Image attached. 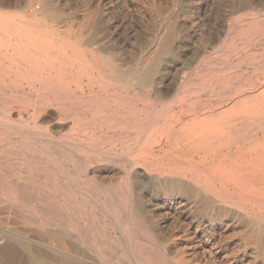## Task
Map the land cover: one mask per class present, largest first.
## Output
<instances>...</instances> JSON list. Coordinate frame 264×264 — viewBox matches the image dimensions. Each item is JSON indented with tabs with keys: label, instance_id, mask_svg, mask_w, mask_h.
Wrapping results in <instances>:
<instances>
[{
	"label": "rangeland",
	"instance_id": "obj_1",
	"mask_svg": "<svg viewBox=\"0 0 264 264\" xmlns=\"http://www.w3.org/2000/svg\"><path fill=\"white\" fill-rule=\"evenodd\" d=\"M29 1H30V4H28ZM32 1H33V4L35 3L34 7L41 4V3L42 4L46 3V5L51 10L50 11L48 9V12L53 15V16L51 15V17H50L51 19L47 18L46 20H44L45 23L42 22L39 25H35V24L27 23L25 20H23V18L21 16L24 13V11L23 10L20 11V8H14V7L7 6L4 8V10H2V24H3L2 29L4 31V35H2V38L0 41V48H1V50H0V57H1L0 58V91H1L0 92V117H2V115H3L2 112L5 111L7 108L15 107L18 104L17 101L14 103H12V101H6L11 96H14L15 93L17 96H20L21 98L22 97H29V96L37 97V96H41V95H51V96H61V97L64 96L63 99L67 103L66 105L68 108H69V105L71 104L72 100L74 99L72 96H74V97H82L83 95H92V96L91 97L86 96V97L79 99L81 101V103L83 102L82 106L85 107V110L83 109V112H85L84 114H85L86 120H87L85 122V124L82 125L81 128L74 129L73 126L71 125V123H69L70 121H62V122H59L58 120L52 121V125L54 127L53 132L56 136H63L64 134H65V136L68 134H69L68 136H71V135L76 134V136L78 138H80V140H81L79 144H81V142L83 141L85 144H83V143L82 144L85 145V147L82 144H81L82 146L77 144L76 145L77 148L75 149V146H73V144H72L70 146L68 145V147H66V149L64 148L65 150H63V148H59L58 145H56L57 143L51 144L52 146L47 144V142H43L44 144L42 142H38L36 144L35 143H33V144L27 143V144H29V146H28L27 144H20V143L19 144L18 143L12 144V143H6V142H2V144H1V142H0V145H1L0 146V167H1L0 168V180H1L0 184L1 183L3 184V185L2 184L0 185V188H1L0 189V195L1 194L3 195V196L1 195L2 197L0 196V213H1V215H0V217H1L0 221L1 222L0 223H3L2 227L4 229L6 228L10 233L13 232L11 234L12 235L11 237L13 238V240L15 239L14 242L16 243V246L18 247L17 251L22 252V254L18 252V255H20L19 256L20 258H18V263L16 262L15 264H27V262H26L27 261V252L25 251V248H23L27 244V242L24 240H26V238H25L26 234H32V233L34 234V238L37 239V241L39 240V242H41V243H47L50 240L54 241L55 238L54 237L52 238L51 234L53 235L54 233L55 234L62 233L63 235H65L73 243V245H75V248L77 250H79L78 252H80V257L82 258L79 261L73 257H70L68 260L72 261L73 264H83L87 260L88 261L85 262L86 264H92V263H94V264H104V263L108 264L107 262H108V258H109L110 247H112L113 250L115 249L114 251H112V252H115V254H116V255L114 254V256L116 257L115 262L117 260V261H119L118 263H120V264H131V263L132 264H135V263L136 264H151V262H152V264H155V263L156 264H160V263L161 264H215V263L216 264H220V263L221 264H264V253L262 252L264 250V248H263L264 247V227H263L264 226V215H261V214H264V206H263L264 203H262L260 206L255 207V208H253L252 206H249V205L248 206L247 205L242 206V201H244V198L241 197L237 193H236L237 195L232 194V195H227V197H225V199H226L225 201H227L228 203L225 201H218L219 204L223 203L222 205L218 206V209H217V207L216 208L204 207V206L198 207V206H195L191 203L180 202L178 200H179V197H181V195L179 194L181 192L177 191V189L175 187L173 189V186H170V182H172L173 181L172 179L174 178V176H176L175 174H171V173L168 174V172H164L160 168L161 166L156 164V163H155V165H152L150 167V170L143 167L142 164H141V166L136 165V166H131V167L129 165L130 161L136 157V153L138 154L139 145L141 146L144 141L146 143V140L148 139L149 134L153 133L151 131H154L158 124H160V125L166 124L168 126L169 130H171V129L176 130L177 129V131H179V130H183V128H188L187 125L185 124L186 121H184V119H185L184 117H182V120L180 122L169 121L170 119H172L174 117V114H176V110L179 111V104H177V103L179 101L180 95L182 93V90L184 89L185 84H191V86H192L191 90L194 91L193 93H196L195 95H193L191 97L192 100L193 99L196 100L198 97V100H200L202 103L206 104L205 107H208L207 109L204 107L205 110L211 109L212 106L214 107L211 109V111H215V113H214L215 115L211 117V118H213L211 120L212 126L223 127L225 125L223 123L225 120L233 118L231 120V122L234 124V126L237 128L243 129V131H242L243 137L240 138L241 140L239 139L238 141H236L237 144H234L232 146L233 149H231V152L222 151L221 152L222 154L219 153L216 156L211 155V160H208V161H211L209 164L212 167L211 169L215 170V166L218 167L216 164H218L219 162H217V161H221L220 166H222L224 164H229L231 162L230 159L235 158V154H232V153L236 151L238 146L242 145V144L244 145V143L248 144L249 141H251V139L253 138V136L251 135L253 133L252 128L254 131L257 129V131H255V133L258 134L259 137H260V135H262V133H264V129H263L264 127L262 126V124H264V122H263V120H264V105H262V104H264V33H263V31H264L263 30L264 29V9H263L264 8V0H245V1L241 0L244 3H242L240 0H239L240 2H238V0H106V1L105 0H91V1L90 0H27V1L21 0V7L22 6L24 7L25 5L26 6L31 5ZM62 2H63V4H62ZM59 3H61V4H59ZM94 3H96V5H94ZM97 4H98V6H97ZM119 4H121V5H119ZM117 5H118V8H117ZM129 5H130V7H129ZM243 5H244V7H243ZM56 6H58V7H56ZM125 6H126V8H125ZM52 7H54V8H52ZM121 7H122V9H121ZM233 7L234 8L236 7L237 10L234 9ZM254 8L256 9V11H254L255 10ZM261 8H262V10H261ZM33 9L34 8H31L30 9L31 12L30 11L29 12L34 13ZM95 9H96V11H95ZM128 11H130V12H128ZM259 11H261L263 14L259 13ZM15 12H17V14ZM238 12L240 13L239 15H238ZM72 13H74V14H72ZM242 13H244L245 15ZM256 14H258V15H256ZM59 15L62 17H60ZM182 16H183V18H182ZM236 16H239V18ZM242 16H245L246 18L245 17L240 18ZM250 16H252V18H249ZM253 16H255V17H253ZM108 17H109V19H108ZM55 18L57 19V21ZM141 18H142V20H141ZM129 19H131V20H129ZM232 19L235 20L234 23L232 22L233 21ZM169 22L171 23L170 25H169ZM249 22H251V23H249ZM12 23H18L22 28H25L26 31L24 34H26V36L29 34L27 37L31 40V43H27L26 45L22 46L21 49H19L20 50L19 55L17 56L16 59L11 58L10 54H12V49L8 45V41H7L8 40L7 35H9L10 33L13 32V30L10 29ZM56 23H57V25H56ZM167 23H168V25H167ZM252 23H254L255 25ZM146 24H147V26H146ZM189 24L190 25L192 24V25L189 26ZM227 24H229L228 25L229 27L227 26ZM246 24H248L249 26ZM85 25H86V27H85ZM235 25H237V26H235ZM241 25L242 26L245 25V27L243 26L244 27L243 28ZM257 25H258V27H257ZM188 26H189V29H188ZM129 27L131 30H129ZM247 28H250V29L247 30ZM227 29H229V31H227ZM237 29H239V30H237ZM245 29H246V31H245ZM111 30H112L113 34H112ZM124 30H125V32H124ZM27 31H29L28 34H27ZM166 31H167V35H166ZM177 31H178V33L176 34ZM182 31H184L185 33ZM197 31H199V32L201 31V32L199 33ZM205 31H207V32H205ZM260 32H261V37L259 34ZM120 33H121V35H120ZM232 33L233 34L236 33L235 37ZM230 34H231V36H230ZM258 34H259V38H258ZM163 35H165V36H163ZM255 35H257V36H255ZM111 36H113V37H111ZM226 36H227V38H226ZM132 37H133V39H132ZM134 37H136V38H134ZM142 37H143V39H142ZM248 37H250V38H248ZM167 38L169 40L170 50H169V52L168 51L164 52V51H162L163 50L162 45L164 43H166V41L164 42L163 39L166 40ZM240 38H242L241 41L239 40ZM247 38L249 40L250 39L251 40L249 41ZM183 39H184V41H183ZM258 39H259V43H257ZM91 41H92V43H91ZM121 41H122V43H121ZM150 41L151 42L153 41V42L150 43ZM194 41H196V42H194ZM231 41H235V42L238 41V42L235 44V42H231ZM246 41H248V42H246ZM26 42L27 41H25V43ZM106 43L110 48L107 47V45H105ZM224 43H226V44L224 45ZM253 43L254 44L257 43V44L254 45ZM175 44H176V46H175ZM218 44H219V46H218ZM104 45L107 47V50L105 47H103ZM252 45H254V46L252 47ZM111 46H113V47H111ZM190 46H193V47H190ZM221 46H223V47H221ZM233 46H236L237 48H239V47H241V48H239L237 50V48H235ZM247 46H250V47H247ZM174 47H175V49H174ZM204 47H206L205 50H204ZM245 47H247V48H245ZM153 48H154V50H153ZM176 48H178V49H176ZM242 48H244V50ZM140 49H141V51H140ZM229 49L230 50L232 49V50L230 51ZM151 51H152V53H151ZM161 51H162V53H161ZM173 51L175 53H173ZM209 51H211V52H209ZM199 52H200V54H199ZM228 52L230 54L232 52V54H231L232 57ZM234 52H235V54H234ZM86 53H87V55H86ZM206 54L208 55L207 57H206ZM99 55H100V57H99ZM169 55H171V56H169ZM203 56H205L206 58ZM107 57L110 60V62L107 59ZM144 57H146L147 59ZM176 57L178 60L176 59ZM186 57H188V58H186ZM190 57H191V59H190ZM200 57H203L204 59H202V58L200 59ZM69 58H70V60H69ZM198 58L201 61L198 60ZM237 58H239V59H237ZM102 59H103V61H102ZM241 59H243V60H241ZM105 60L107 61V63ZM133 60H134V62H133ZM229 61H231V62H229ZM156 62H157V64H156ZM174 62H175V64H174ZM122 63H124L125 65L124 64L122 65ZM131 63L133 64V66ZM163 63H164V65H163ZM176 64L180 67H178ZM194 64H196L195 65L196 67L194 66ZM97 65L103 66V69H100L99 73L96 72L97 76L102 77L103 82H101L102 84L101 83H92L91 84V83H89V81H90V79H89L90 78V70H91L92 66H97ZM145 65L153 67L154 73H156V72H158V73H156V74L153 73V76H152L153 82L151 81L152 85L150 84L149 86H147L145 88V92L147 94L146 95L147 99L144 100L139 94H137L138 90H132V88H134L136 86V82H137L136 79H133V77L135 78V74L137 72H139L138 70H140ZM113 66H118L119 68H121L122 71L126 75L123 77V76H117L116 74H114L112 72V69H111ZM172 66H174V67H172ZM129 67L131 68L130 70L127 69ZM192 67L193 68L195 67V70H193ZM158 69H160V70H158ZM180 69H181V71H180ZM190 70H191V74L187 73ZM161 71H162V73L163 72L164 73L162 74ZM179 71H180V73H179ZM219 71L221 73H219ZM226 71H227V73H226ZM158 74H159V76H158ZM180 75H181V77H180ZM211 75H213V76H211ZM187 76H188V78H187L188 80L185 78ZM215 76H216V78H215ZM232 76H233V78H231ZM44 79L49 80V82L48 83L42 82V80H44ZM184 80L185 81L187 80V81L185 82ZM220 80H222L224 84ZM230 80L231 81L233 80V81L230 82ZM80 81L83 82L82 85H80L81 84ZM210 81H212L213 83ZM225 81H226V83L227 82H229V83L225 84ZM126 82L132 83V87L130 86L131 88L128 90H126L124 88V85ZM240 82H241V84H240ZM219 83H220V85H219ZM235 83H236V85H235ZM253 83H254V85H253ZM222 84H223V86H222ZM181 85H182V87H181ZM97 86H98V88H97ZM117 86H119V87H117ZM232 86H233V88H232ZM237 86H239V87H237ZM45 87H52L53 90H49L48 88H45ZM168 87H169V89H168ZM234 87H236V88L234 89ZM175 88L176 89L178 88L179 90H181V92L177 93L176 92L177 90ZM209 88H210V91H209ZM120 90H121V92H120ZM173 90H174L175 94L173 93ZM170 92H172V93H170ZM163 93H165V94L163 95ZM228 93H229V95H228ZM121 94L123 96H121ZM166 94H167V96H166ZM218 94H220V97ZM22 95H24V96H22ZM170 95L171 96L173 95V97H170ZM221 96H223L224 99H222L223 97H221ZM70 97H72V98H70ZM212 97H213V99H212ZM128 99H130V100H128ZM234 99H235V101H234ZM140 100H142V101H140ZM173 100H175V101H173ZM144 101H146V102L149 101V106H150V107H148V114L145 115L147 118L148 117L151 118L150 116L153 115L152 116L153 118H151L153 120L154 115L156 116V114L160 115L162 113L164 119L162 118L163 121L161 119V121H159L158 124L156 122L154 123L153 121H152V123L150 122L151 125H150V123H149V125L151 127H149L147 129V132H145L146 133L145 138L138 145V139L140 137L136 138V135L138 137V133H136L137 129H135L136 119H130L129 116H131L133 114H137L136 113V112H138L137 109H139L140 107H143ZM170 101L172 102V105H171ZM227 101H228V103H227ZM24 103H27V102L24 100L22 102V104H24ZM163 103L165 106L162 105ZM121 104H123L122 105L123 107L121 106ZM153 104H155V105H153ZM210 104H212V105H210ZM2 107H4V108H2ZM53 108L56 109V107H53ZM131 109H132V111H131ZM155 109H158V111ZM1 110H3V111H1ZM135 110H136V112H135ZM153 111H155V112H153ZM156 111H157V113H156ZM167 111H168V113H167ZM95 112L99 116L98 121H92V119H91L92 115ZM124 113H125V115H124ZM260 115H261V117H260ZM100 116H102V117H100ZM125 116H127V117H125ZM216 116L220 117V118H217ZM234 116H237L240 118L234 120ZM244 116H245V118H244ZM243 118H244L245 123L243 122ZM127 119H129V121H127ZM241 119H242V122H241ZM218 120H220V121H218ZM167 121H168V123H167ZM122 122L124 123V125L121 124ZM212 122H214V124ZM248 122H250V123H248ZM66 123H67V125H66ZM131 123H133V124H131ZM171 123H173V125ZM128 124H129V126H128ZM177 124L179 126H177ZM65 125H66V127H65ZM104 127H107V128H104ZM175 127H176V129H175ZM114 128H119V129H117V131H116V129H114ZM133 128L135 129V131H131V130H134ZM248 129H249V131H248L249 133L247 132ZM245 131H246V133H245ZM251 131H252V133H251ZM121 132H123V133H121ZM2 133H5V130L0 129V134H2ZM62 133H63V135H62ZM106 133H107V137H106ZM99 135L102 137H99ZM131 135H132V137H131ZM100 138H102V139H100ZM130 141H132V143ZM150 142L152 143V141H149V143ZM39 144L40 145L42 144L41 146H44V147H41ZM133 144H134V146H133ZM8 145H9V147H8ZM55 145H56V147H55ZM110 146L114 147V148H111ZM57 147H58V149H57ZM72 147H74L73 149L76 150V153H75V150H72ZM87 147H89V148H87ZM93 147L95 148V150ZM130 147H132V148H130ZM47 148H48V150H47ZM78 148H79V150H82L86 153V157H85V154H83V156H81L82 153H80ZM100 148H102L104 151L109 152L108 157H107L108 159L106 157L99 156V154H98L99 150L98 149H100ZM55 149L58 150L59 152L61 150V152L59 154V159H53L50 156V154H51L50 151H53ZM21 150H23V151H21ZM114 150H115V152L117 151V153L122 152L123 154L121 153L122 154L121 155L119 153V155H117L119 157H117L116 155H112V153L110 154V152H113ZM129 150H132V151H129ZM233 150H235V151H233ZM24 151H26V152H24ZM64 151H65V153H64ZM67 152H71L72 154L74 153L73 155L75 157V160H71V158L69 156L66 157V155L64 156L62 154V153L67 154ZM131 152H132V154H131ZM226 153H228V154L230 153V155L228 156V154L226 155ZM224 154L226 155V157L228 156L227 159H226ZM12 155H13V157H12ZM29 155H31V156H29ZM9 156H11L12 158L11 157L8 158ZM61 156H63L64 158H62ZM76 156H77V158H76ZM114 156H115V158H113ZM217 156L218 157L220 156L221 158L220 157L218 158ZM103 158H105V159H103ZM125 158H126V160H125ZM81 159H83V160H81ZM116 159H117V161H120V162L116 163ZM150 160H145V163H146V161H147V163H148V161L150 163ZM38 161L40 162V165H39ZM62 161H64V163ZM67 161H70V162H67ZM222 161L224 162V164ZM43 162H44V165H43ZM225 162H227V163H225ZM3 163H6V165ZM48 163H50V164H48ZM211 163L212 164L215 163V166L212 165ZM125 165L128 167H126ZM8 166H10V167L12 166V167L8 168ZM118 166L120 168H118ZM45 167L48 169H46ZM66 167H68V168H66ZM12 168H13V170H12ZM35 168H36V171H34ZM54 168H55V170H54ZM29 169H30V171H29ZM139 169H141L143 171L145 170V171L142 172ZM21 170L23 173L21 172ZM78 171H80L81 174ZM151 171H153V172H151ZM211 171H213V170H211ZM28 172L29 173L31 172V175L27 174ZM57 172L60 175L57 174ZM102 172H103V174H102ZM126 172L129 174V177H128V174ZM203 172L205 175L206 174L209 175L208 170H203ZM160 173L161 174L163 173V176L161 175L160 177H158V174H160ZM189 173H188V176H191L192 172L189 171ZM2 174H5V175H2ZM164 174H166V175H164ZM193 174L195 177L197 176V174L195 175V172H193ZM7 175H8V177H7ZM68 175H70V176H68ZM125 175L127 177H125ZM62 176L67 177V178H62ZM21 177L23 178V181H22ZM43 177H45L46 179ZM57 177H60V178H58L59 180L57 179ZM157 177H158V179H157ZM83 178H85V179H83ZM194 178L192 180L193 183H191V184L195 188H199L200 191L203 192L202 194H204V193L209 194V192H207L208 188L207 189L204 188L205 187L204 184L201 186V182L198 180L197 177H196L197 179L196 178L195 179L197 181H199V183L196 182ZM14 179H16V184L21 185V188L24 186L23 187L24 189L22 188L24 192L26 191L28 193H31L34 190L32 192L33 195L32 194L31 195L33 196L32 198L35 199L34 200L35 202H33V199L29 203H27L24 200L22 201V199L19 197V195L13 189H11L8 186L7 183L10 180H11L10 181L11 183H12V181H13V183H15ZM19 179H21V180H19ZM55 179H56V181H55ZM52 180H54V181H52ZM67 180H69L70 183ZM88 180H89V182H87ZM93 180H96V181H93ZM139 180H141V181H139ZM21 181H22L23 185L20 184ZM115 181H116V184H115ZM128 181H129V184H128ZM71 183L74 186H72ZM102 183H104V184H102ZM120 183H122L123 186ZM163 183L165 185H163ZM30 184L33 185V187H30ZM61 184H63V185H61ZM118 184H120V186H118ZM126 184H127V186L129 185L128 189H127ZM124 185L126 188L124 187ZM1 186H4V187H1ZM164 186H166V187H164ZM45 187H47V188H45ZM65 187L67 190L65 189ZM77 187H78V189H77ZM73 188H75V189H73ZM94 188H96V190ZM121 188H122V190H121ZM146 188H147V190H146ZM85 189H87V190H85ZM97 189H98V191H101V192H98ZM45 190H46V192H45ZM54 191L57 194H55ZM90 191H91V193H90ZM122 191L123 192L125 191V192L123 193ZM166 191H167V193H166ZM49 192H51V194ZM84 192H85V194H84ZM96 192H98L99 194H97ZM174 192H175V194H174ZM42 193H45V195ZM125 193H126V195H125ZM145 193H147V195ZM177 193H178V195H177ZM90 194H91V196H90ZM12 195H13V197H12ZM17 195L19 198H17ZM37 195L41 196V197H37ZM93 195L97 196L96 199H95V196H93ZM116 195L118 196V198ZM263 195H264V189L261 190L260 196L257 197L256 199L258 200L260 198L258 201L260 202V200H261V202H264L263 201L264 200ZM45 196H47V198ZM4 197L5 198L8 197V199H4ZM62 197H64V199ZM88 197H90V198H88ZM124 197H125V199H124ZM145 197L147 200L145 199ZM237 197L239 198V200L241 199V201L237 200L238 199ZM37 198H39V199L37 200ZM59 199H60V201H59ZM6 200L7 201L9 200V201L7 202ZM102 200H104V201H102ZM129 200L131 201L130 204L127 203V202H129ZM175 200H176V202H175ZM47 201L49 204L47 203ZM151 201H152V203H151ZM10 202H12V203H10ZM41 202H43L44 204ZM101 202H102V204H100ZM112 202H113V204H112ZM160 202H162V203L160 204ZM104 203H105V205H104ZM106 203H108V204H106ZM139 203H140V205H139ZM53 204H54V206H53ZM90 204H91V206H88ZM99 204H100V206H99ZM187 204H188V206H187ZM6 205H8V206L6 207ZM38 205H39V207H38ZM60 205H62V206H60ZM132 205H134L133 209H132V207H133ZM12 206L14 209H11ZM19 207H21L20 210H19ZM127 207H128V212L126 209ZM138 207H140V208H138ZM191 207H192V209H191ZM41 208L43 209V211ZM61 208H63V209H61ZM135 208L137 210H135ZM15 209H17L18 211L16 210V212H15ZM23 209L25 210V212ZM160 209H161V211H160ZM1 210H2V212H1ZM35 210L36 211L38 210V211L36 212ZM66 210H67L68 214L66 213ZM104 210H106L105 212L108 215L107 214L105 215ZM208 210H210V211H208ZM253 210H256V211L253 212ZM5 211H6V213H5ZM45 211H47V212H45ZM141 211H142V213H141ZM153 211H154V213H153ZM8 212H9V214H8ZM76 212H78V213H76ZM112 212L113 213L115 212L114 215ZM158 212H159V215H158ZM186 212H188V213H186ZM43 213H45V214H43ZM74 213H75V215H74ZM89 213H91V214H89ZM92 214L94 216H96V218ZM96 214H98V215H96ZM115 214H116L117 218L115 217ZM135 214H136V216H135ZM171 214H172V216H171ZM220 214L224 215V216H221ZM251 214H252L253 218L250 217ZM30 215H32V216H30ZM109 215H111V217H109ZM127 215L129 217H127ZM234 215H236V216H234ZM76 216H77V218H76ZM97 216H99V218ZM106 216H108L109 218H107ZM113 216H114V219H113ZM156 216H158V218ZM231 216H234V217H231ZM12 217L14 219L16 218L15 219L16 221H14V219ZM80 217H82V218H80ZM86 217H87V219H86ZM133 217H134V219H133ZM142 217H143V219H142L143 221L141 220ZM163 217H164V219H163ZM216 217H218V218H216ZM230 217H231V219H230ZM6 218H7V220H6ZM10 218H11V221H10L11 223L8 222L10 220ZM97 218H98V220H97ZM127 218L128 219L130 218L129 219L130 222L127 221L128 220ZM135 218L136 219L138 218L137 219L138 221L137 220L135 221ZM190 218H191V221H190ZM46 220H48V221L46 222ZM78 220H80V221H78ZM91 220H93V221H91ZM114 220L116 221L115 223L113 222ZM3 221L6 223H4ZM18 221H19V223H18ZM83 221H84V223H83ZM123 221H127V222H123ZM195 221H199V223L195 222ZM72 222H73V224H72ZM134 222L136 225L134 224ZM140 222H141V224H140ZM208 222H210V223H208ZM233 222L235 223V225H233L234 224ZM82 223L84 225H82ZM109 223L112 225H110ZM113 223H114V226H116V227L113 226ZM129 223L132 225L134 224L135 226L134 225L133 226L128 225ZM239 223H241V224H239ZM38 224H39V226H38ZM44 224H45V227H44ZM256 224H257V226H256ZM100 225H102V226H100ZM122 225H124V226H122ZM139 225H142L143 228H141L142 226H139ZM96 226H98L99 228ZM111 226H113V228ZM132 227H133V229H132ZM257 227L259 228V230ZM49 228H51V229L48 230ZM86 228H87V230H86ZM135 228L137 229V231ZM192 228H194L196 230H194ZM256 228H257V230H255ZM80 229L82 231H80ZM145 229H146V231H145ZM17 230H19V231H17ZM24 230H28V231H24ZM52 230H54V231H52ZM57 230H59V231H57ZM100 230L102 231V233L100 232ZM104 230L106 233L104 232ZM36 231L38 234L34 233ZM38 231H40V232H38ZM55 231H57V232H55ZM93 231H95V232H93ZM84 232L86 234H84ZM114 232L116 234H118V233H121V234L123 233V234H122V236L119 234L116 235ZM152 232H153V234H152ZM247 232H249V233H247ZM19 233L20 234L22 233L25 235L21 234L22 236H20ZM48 233H49V235H48ZM70 233L73 237L70 235ZM145 233L147 234L148 237L146 236ZM148 233H150V234L148 235ZM131 234L133 235L132 238H130L132 236ZM68 235H70V236H68ZM124 235H126V236H124ZM144 235H145V237H143ZM150 235H151V237H150ZM45 236H47V238ZM116 236H118V237H116ZM122 237H124V238H122ZM149 237L151 239H149ZM80 238H82V239H80ZM113 238L115 241H113ZM138 238H139V240H138ZM21 241L24 243H22ZM150 241H152V242H150ZM54 242H56V241H54ZM78 242H81L82 244L78 243ZM135 242L138 243V245ZM87 243H88V245H87ZM116 243H118V244H116ZM215 243H217V244L215 245ZM90 244L92 246H89ZM104 244H105V247L108 246L107 249L104 247ZM97 245H99V246L97 247ZM114 245H115V247H113ZM225 245H226V247H225ZM87 246H89V247H87ZM118 246H120V247L123 246V249H120V247H118ZM131 247H133V248H131ZM37 248L39 250H41L42 252L47 253L46 255L51 254V255H49L51 258L57 259L58 257H62L59 253L54 254V253H51L45 249H42L43 246L42 247L37 246ZM93 248L96 250H93ZM159 248L162 250L161 252H160ZM128 249H129V251H128ZM132 249L134 252L132 251ZM139 249L142 251H140ZM146 249H148L149 251ZM121 250H123V251H121ZM164 250L166 252V255H165ZM212 250H213V252H212ZM97 251H98V253H97ZM103 251H105V252H103ZM259 251H261V252H259ZM24 252H25V254H24ZM100 252H101V254H100ZM116 252L117 253L119 252L120 255L118 256V254ZM129 252H131V253L129 254ZM211 252H212V254H211ZM104 253L105 254L107 253V254L105 255ZM162 253H163V257H162ZM82 255H84L86 257H84ZM101 255H102V257H101ZM139 255L140 256L142 255L143 257L142 256L140 257ZM126 256H127V258L129 257L131 259H129V258H128V260L125 259ZM164 256H167L168 258L164 257ZM154 257H156V258H154ZM158 257H160V258H158ZM93 258H94V260H92ZM102 258H104V259H102ZM121 258H123V259H121ZM219 258H220V260H219ZM147 259L150 263L146 261ZM153 259H154V261H156V260L157 261L154 262ZM73 260L76 262H74ZM129 260H130V263H129ZM145 261H146V263H145ZM214 261H215V263H214Z\"/></svg>",
	"mask_w": 264,
	"mask_h": 264
},
{
	"label": "bare ground",
	"instance_id": "obj_2",
	"mask_svg": "<svg viewBox=\"0 0 264 264\" xmlns=\"http://www.w3.org/2000/svg\"><path fill=\"white\" fill-rule=\"evenodd\" d=\"M27 1V0H26ZM91 1V0H90ZM106 1V0H105ZM241 1V0H240ZM239 0H238V2H240ZM245 1V0H244ZM42 2V1H41ZM40 2V3H41ZM89 2V1H88ZM99 2V1H98ZM109 2V1H108ZM234 2V1H233ZM242 2V1H241ZM37 3V2H36ZM39 3V2H38ZM50 3V2H49ZM53 3V2H52ZM55 3V2H54ZM103 3V2H102ZM112 3V2H111ZM242 3H244V2H242ZM251 3V2H250ZM249 3V4H250ZM254 3V2H253ZM252 3V4H253ZM27 4V3H26ZM28 4H30V1H29V3ZM35 4V3H34ZM34 4H33V1H32V4L31 5H25L24 7L22 6L21 7V0H0V41H1V38H2V35H4V31H3V24H2V10H4V8L5 7H7V6H9V7H14V8H20V11L21 10H23L24 11V13L22 14V18H23V20H25L27 23H31V24H35V25H39L40 23H42V22H44L45 23V21L44 20H46L47 18L49 19L50 17H51V13H49L48 12V9H49V7L46 5V3L44 4H39V5H37V6H35L34 7ZM59 4H61V3H59ZM58 4V5H59ZM62 4H63V2H62ZM90 4V3H89ZM94 5H96V3H94ZM93 5V6H94ZM119 5H121V4H119ZM123 5V4H122ZM239 5V4H238ZM247 5V4H246ZM97 6H98V4H97ZM254 6V5H253ZM56 7H58V6H56ZM112 7V6H111ZM129 7H130V5H129ZM243 7H244V5H243ZM251 7V6H250ZM249 7V8H250ZM258 7V6H257ZM31 8H34L33 10H34V13L32 12V13H30L31 11H30V9ZM38 8V9H37ZM52 8H54V7H52ZM103 8V7H102ZM117 8H118V5H117ZM120 8V7H119ZM125 8H126V6H125ZM234 8V7H233ZM248 8V7H247ZM87 9V8H86ZM121 9H122V7H121ZM234 9H236V7L234 8ZM255 9V8H254ZM264 9V8H263ZM50 10V9H49ZM111 10V9H110ZM237 10V9H236ZM241 10V9H240ZM252 10V9H251ZM261 10H262V8H261ZM30 11V12H29ZM51 11V10H50ZM64 11V10H63ZM68 11V10H67ZM95 11H96V9H95ZM100 11V10H99ZM253 11V10H252ZM254 11H256V9L254 10ZM258 11V10H257ZM128 12H130V11H128ZM236 12V11H235ZM242 12V11H241ZM246 12V11H245ZM248 12V11H247ZM16 14H17V12H15ZM60 13V12H59ZM58 13V14H59ZM62 13V12H61ZM71 13V12H70ZM117 13V12H116ZM119 13V12H118ZM256 13V12H255ZM259 13H261V14H263L261 11H259ZM72 14H74V13H72ZM112 14V13H111ZM129 14V13H128ZM157 14V13H156ZM240 13L238 12V15H239ZM242 14H244V13H242ZM40 15V16H39ZM90 15V14H89ZM100 15V14H99ZM245 15V14H244ZM256 15H258V14H256ZM255 15V16H256ZM53 16V15H52ZM60 16V15H59ZM69 16V15H68ZM79 16V15H78ZM106 16V15H105ZM255 16H253V17H255ZM60 17H62V16H60ZM81 17V16H80ZM110 17V16H109ZM109 17H108V19H109ZM113 17V16H112ZM124 17V16H123ZM167 17V16H166ZM177 17V16H176ZM181 17V16H180ZM236 17H238L239 18V16H236ZM235 17V18H236ZM245 16H242V17H240V18H244ZM58 18V17H57ZM65 18V17H64ZM131 18V17H130ZM182 18H183V16H182ZM196 18V17H195ZM246 18V17H245ZM249 18H252V16H250ZM248 18V19H249ZM258 18V17H257ZM51 19V18H50ZM56 19V18H55ZM61 19V18H60ZM63 19V18H62ZM92 19V18H91ZM106 19V18H105ZM137 19V18H136ZM169 19V18H168ZM199 19V18H198ZM234 19V18H233ZM232 19V20H233ZM255 19V18H254ZM260 19V18H259ZM258 19V20H259ZM88 20V19H87ZM107 20V19H106ZM114 20V19H113ZM116 20V19H115ZM129 20H131V19H129ZM141 20H142V18H141ZM237 20V19H236ZM240 20V19H239ZM253 20V19H252ZM52 21V20H51ZM56 21H57V19H56ZM173 21V20H172ZM243 21V20H242ZM245 21V20H244ZM251 21V20H250ZM257 21V20H256ZM55 22V21H54ZM122 22V21H121ZM144 22V21H143ZM166 22V21H165ZM190 22V21H189ZM188 22V23H189ZM233 23L235 22V20H233L232 21ZM258 22V21H257ZM52 23V22H51ZM76 23V22H75ZM131 23V22H130ZM192 23V22H191ZM195 23V22H194ZM241 23V22H240ZM249 23H251V22H249ZM88 24V23H87ZM86 24V25H87ZM113 24V23H112ZM171 23L169 22V25H170ZM175 24V23H174ZM177 24V23H176ZM193 24V23H192ZM191 24V25H192ZM231 24V23H230ZM252 24H254V23H252ZM261 24V23H260ZM56 25H57V23H56ZM86 25H85V27H86ZM93 25V24H92ZM120 25V24H119ZM126 25V24H125ZM130 25V24H129ZM160 25V24H159ZM167 25H168V23H167ZM190 24H189V26H191ZM195 25V24H194ZM229 24H227V26H228ZM246 25H248V24H246ZM251 25V24H250ZM255 25V24H254ZM259 25V24H258ZM258 25H257V27H258ZM146 26H147V24H146ZM172 26V25H171ZM189 26H188V29H189ZM233 26V25H232ZM235 26H237V25H235ZM242 26V25H241ZM244 27H245V25H243ZM242 26V27H243ZM249 26V25H248ZM261 26V25H260ZM84 27V28H85ZM135 27V26H134ZM183 27V26H182ZM186 27V26H185ZM229 27V26H228ZM243 27V28H244ZM49 28V27H48ZM72 28V27H71ZM103 28V27H102ZM162 28V27H161ZM170 28V27H169ZM198 28V27H197ZM254 28V27H253ZM10 29H12L13 30V32L12 33H10L9 35H7V41H8V45L10 46V48L12 49V54H10V56H11V58L12 59H16L17 58V56L19 55V49H21V47L22 46H24V45H26L27 43H31V40L27 37L29 34H28V32L29 31H27V36H26V34H24L25 33V31H26V29L25 28H22L18 23H12L11 24V27H10ZM94 29V28H93ZM140 29V28H139ZM168 29V28H167ZM184 29V28H183ZM182 29V30H183ZM194 29V28H193ZM200 29V28H199ZM204 29V28H203ZM248 29H250V28H247V30ZM122 30V29H121ZM126 30V29H125ZM125 30H124V32H125ZM129 30H131L130 29V27H129ZM128 30V31H129ZM134 30V29H133ZM147 30V29H146ZM161 30V29H160ZM172 30V29H171ZM179 30V29H178ZM187 30V29H186ZM237 30H239V29H237ZM243 30V29H242ZM241 30V31H242ZM252 30V29H251ZM264 30V29H263ZM262 30V31H263ZM148 31V30H147ZM163 31V30H162ZM202 31V30H201ZM200 31V32H201ZM227 31H229V29H227ZM231 31V30H230ZM245 31H246V29H245ZM70 32V31H69ZM82 32V31H81ZM93 32V31H92ZM111 32H112V30H111ZM127 32V31H126ZM132 32V31H131ZM182 32H184V31H182ZM188 32V31H187ZM197 32H199V31H197ZM199 32V33H200ZM205 32H207V31H205ZM236 32V31H235ZM254 32V31H253ZM71 33V32H70ZM95 33V32H94ZM98 33V32H97ZM96 33V34H97ZM135 33V32H134ZM139 33V32H138ZM172 33V32H171ZM178 33V31L176 32V34ZM185 33V32H184ZM237 33V32H236ZM235 33V34H236ZM240 33V32H239ZM238 33V34H239ZM249 33V32H248ZM247 33V34H248ZM252 33V32H251ZM255 33V32H254ZM263 33H264V31H263ZM76 34V33H75ZM112 34H113V32H112ZM165 34V33H164ZM170 34V33H169ZM168 34V35H169ZM202 34V33H201ZM200 34V35H201ZM228 34V33H227ZM233 34V33H232ZM235 34H233L234 35V37H235ZM250 34V33H249ZM260 34V37H261V32L259 33ZM259 34H258V38H259ZM32 35V34H31ZM120 35H121V33H120ZM154 35V34H153ZM166 35H167V31H166ZM183 35V34H182ZM197 35V34H196ZM199 35V36H200ZM253 35V34H252ZM91 36V35H90ZM163 36H165V35H163ZM173 36V35H172ZM177 36V35H176ZM230 36H231V34H230ZM255 36H257V35H255ZM50 37V36H49ZM79 37V36H78ZM111 37H113V36H111ZM126 37V36H125ZM167 37V36H166ZM194 37V36H193ZM201 37V36H200ZM88 38V37H87ZM98 38V37H97ZM121 38V37H120ZM134 38H136V37H134ZM163 38V37H162ZM173 38V37H172ZM181 38V37H180ZM185 38V37H184ZM190 38V37H189ZM197 38V37H196ZM202 38V37H201ZM226 38H227V36H226ZM239 38V37H238ZM248 38H250V37H248ZM247 38V39H248ZM83 39V38H82ZM90 39V38H89ZM122 39V38H121ZM132 39H133V37H132ZM142 39H143V37H142ZM170 39V38H169ZM175 39V38H174ZM193 39V38H192ZM230 39V38H229ZM235 39V38H234ZM241 39L242 38H240L239 40L241 41ZM257 39V38H256ZM81 40V39H80ZM79 40V41H80ZM91 40V39H90ZM104 40V39H103ZM164 40V42L166 41V43H164L162 46H163V50L162 51H168L169 52V50H170V46H169V40H168V38L165 40V39H163ZM244 40V39H243ZM242 40V41H243ZM249 40V39H248ZM251 40V39H250ZM249 40V41H250ZM25 41H27L26 43H25ZM87 41V40H86ZM85 41V42H86ZM110 41V40H109ZM117 41V40H116ZM133 41V40H132ZM149 41V40H148ZM161 41V40H160ZM174 41V40H173ZM177 41V40H176ZM183 41H184V39H183ZM186 41V40H185ZM203 41V40H202ZM226 41V40H225ZM229 41V40H228ZM256 41V40H255ZM258 42L257 43H259V39L257 40ZM111 42V41H110ZM124 42V41H123ZM135 42V41H134ZM153 42V41H152ZM151 41H150V43H152ZM157 42V41H156ZM182 42V41H181ZM194 42H196V41H194ZM222 42V41H221ZM231 42H235V41H231ZM238 42V41H237ZM237 42H235V44L237 43ZM246 42H248V41H246ZM245 42V43H246ZM91 43H92V41H91ZM121 43H122V41H121ZM128 43V42H127ZM160 43V42H159ZM183 43V42H182ZM192 43V42H191ZM255 43V42H254ZM253 43V44H254ZM256 43V44H257ZM89 44V43H88ZM102 44V43H101ZM136 44V43H135ZM144 44V43H143ZM156 44V43H155ZM161 44V43H160ZM220 44V43H219ZM219 44H218V46H219ZM226 43H224V45H225ZM234 44V43H233ZM234 44V45H235ZM256 44H254V45H256ZM105 45H107V43L105 44ZM103 46V47H105L106 48V50H107V47H109L108 45H107V47L106 46ZM140 45V44H139ZM172 45V44H171ZM195 45V44H194ZM250 45V44H249ZM254 45H252V47L254 46ZM91 46V45H90ZM126 46V45H125ZM137 46V45H136ZM153 46V45H152ZM175 46H176V44H175ZM189 46V45H188ZM211 46V45H210ZM240 46V45H239ZM245 46V45H244ZM102 47V48H103ZM111 47H113V46H111ZM181 47V46H180ZM186 47V46H185ZM190 47H193V46H190ZM221 47H223V46H221ZM230 47V46H229ZM233 47H235V48H237L236 46H233ZM243 47V46H242ZM247 47H250V46H247ZM247 47H245V48H247ZM91 48V47H90ZM110 48V47H109ZM144 48V47H143ZM156 48V47H155ZM218 48V47H217ZM239 48H241V47H239ZM239 48H237V50L239 49ZM162 49V48H161ZM173 49V48H172ZM174 49H175V47H174ZM176 49H178V48H176ZM189 49V48H188ZM206 49V47H204V50ZM220 49V48H219ZM243 50H244V48H242ZM249 49V48H248ZM0 50H1V48H0ZM5 50V49H4ZM153 50H154V48H153ZM193 50V49H192ZM202 50V49H201ZM230 50V49H229ZM232 50V49H231ZM230 50V51H231ZM235 50V49H234ZM241 50V49H240ZM140 51H141V49H140ZM139 51V52H140ZM162 51H161V53H162ZM180 51V50H179ZM195 51V50H194ZM88 52V51H87ZM143 52V51H142ZM177 52V51H176ZM209 52H211V51H209ZM6 53V52H5ZM107 53V52H106ZM133 53V52H132ZM151 53H152V51H151ZM173 53H175L174 51H173ZM205 53V52H204ZM229 53V52H228ZM241 53V52H240ZM156 54V53H155ZM164 54V53H163ZM197 54V53H196ZM199 54H200V52H199ZM198 54V55H199ZM211 54V53H210ZM230 54V53H229ZM231 54H232V52H231ZM230 54V55H231ZM234 54H235V52H234ZM86 55H87V53H86ZM97 55V54H96ZM95 55V56H96ZM139 55V54H138ZM147 55V54H146ZM158 55V54H157ZM160 55V54H159ZM165 55V54H164ZM167 55V54H166ZM174 55V54H173ZM182 55V54H181ZM192 55V54H191ZM23 56V55H22ZM133 56V55H132ZM163 56V55H162ZM169 56H171V55H169ZM202 56V55H201ZM208 55L206 54V57H207ZM228 56V55H227ZM234 56V55H233ZM24 57V56H23ZM90 57V56H89ZM99 57H100V55H99ZM113 57V56H112ZM138 57V56H137ZM167 57V56H166ZM184 57V56H183ZM203 57H205V56H203ZM203 57H200V59L202 58V59H204ZM205 57V58H206ZM230 57V56H229ZM231 57H232V55H231ZM1 58V57H0ZM91 58V57H90ZM116 58V57H115ZM133 58V57H132ZM144 58H146V57H144ZM174 58V57H173ZM186 58H188V57H186ZM92 59V58H91ZM107 59H108V57H107ZM112 59V58H111ZM147 59V58H146ZM149 59V58H148ZM176 59H177V57H176ZM180 59V58H179ZM190 59H191V57H190ZM195 59V58H194ZM199 58H198V60H200ZM231 59V58H230ZM237 59H239V58H237ZM69 60H70V58H69ZM109 60V59H108ZM137 60V59H136ZM178 60V59H177ZM182 60V59H181ZM233 60V59H232ZM241 60H243V59H241ZM102 61H103V59H102ZM106 61V60H105ZM116 61V60H115ZM131 61V60H130ZM140 61V60H139ZM149 61V60H148ZM159 61V60H158ZM161 61V60H160ZM184 61V60H183ZM194 61V60H193ZM192 61V62H193ZM201 61V60H200ZM199 61V62H200ZM109 62H110V60H109ZM133 62H134V60H133ZM154 62V61H153ZM229 62H231V61H229ZM106 63H107V61H106ZM117 63V62H116ZM147 63V62H146ZM151 63V62H150ZM165 63V62H164ZM164 63H163V65H164ZM170 63V62H169ZM195 63V62H194ZM198 63V62H197ZM196 63V64H197ZM201 63V62H200ZM199 63V64H200ZM227 63V62H226ZM11 64V63H10ZM124 63H122V65H123ZM132 64V63H131ZM156 64H157V62H156ZM161 64V63H160ZM171 64V63H170ZM174 64H175V62H174ZM185 64V63H184ZM189 64V63H188ZM196 64H194V66L196 65ZM224 64V63H223ZM125 65V64H124ZM154 65V64H153ZM177 65V64H176ZM214 65V64H213ZM212 65V66H213ZM77 66V65H76ZM112 66V65H111ZM132 66H133V64H132ZM138 66V65H137ZM178 66V65H177ZM71 67V66H70ZM123 67V66H122ZM156 67V66H155ZM164 67V66H163ZM172 67H174V66H172ZM178 67H180V66H178ZM184 67V66H183ZM196 67V66H195ZM195 67L193 68V70H195ZM209 67V66H208ZM227 67V66H226ZM135 68V67H134ZM159 68V67H158ZM162 68V67H161ZM168 68V67H167ZM171 68V67H170ZM169 68V69H170ZM214 68V67H213ZM16 69V68H15ZM100 69H103V66L102 65H97V66H92V68H91V70H90V81H89V83H101V82H103V79H102V77L101 76H97L96 75V72H98L99 73V71H100ZM112 72L114 73V74H116L117 76H125L126 74L122 71V69L121 68H119L118 66H113L112 68ZM128 70H130L131 68L129 67V68H127ZM212 69V68H211ZM223 69V68H222ZM127 70V71H128ZM136 70V69H135ZM158 70H160V69H158ZM157 70V71H158ZM192 70V69H191ZM191 70L189 71V72H187V73H190L191 74ZM224 70V69H223ZM74 71V70H73ZM132 71V70H131ZM139 72H137L136 74H135V78L133 77V79H136V86L134 87V88H132V90H138V92H137V94H139L144 100L145 99H147V97H146V92H145V88L147 87V86H149L152 82H153V80H152V76H153V73H154V68L153 67H151V66H148V65H145V66H143L140 70H138ZM156 71V70H155ZM180 71H181V69H180ZM180 71H179V73H180ZM216 71V70H215ZM218 71V70H217ZM222 71V70H221ZM14 72V71H13ZM31 72V71H30ZM129 72V71H128ZM170 72V71H169ZM17 73V72H16ZM127 73V72H126ZM132 73V72H131ZM156 73H158V72H156ZM156 73H154V74H156ZM160 73V72H159ZM161 73H162V71H161ZM164 73V72H163ZM162 73V74H163ZM186 73V74H187ZM217 73V72H216ZM215 73V74H216ZM219 73H221L220 71H219ZM226 73H227V71H226ZM19 74V73H18ZM42 74V73H41ZM236 74V73H235ZM99 75V74H98ZM172 75V74H171ZM230 75V74H229ZM233 75V74H232ZM158 76H159V74H158ZM186 76V75H185ZM211 76H213V75H211ZM210 76V77H211ZM225 76V75H224ZM180 77H181V75H180ZM235 77V76H234ZM67 78V77H66ZM85 78V77H84ZM130 78V77H129ZM156 78V77H155ZM161 78V77H160ZM164 78V77H163ZM186 79L188 78V76L187 77H185ZM212 78V77H211ZM215 78H216V76H215ZM231 78H233V76L231 77ZM159 79V78H158ZM184 79V78H183ZM200 79V78H199ZM214 79V78H213ZM219 79V78H218ZM217 79V80H218ZM222 79V78H221ZM225 79V78H224ZM236 79V78H235ZM238 79V78H237ZM163 80V79H162ZM171 80V79H170ZM188 80V79H187ZM186 80V81H187ZM203 80V79H202ZM223 80V79H222ZM222 80H220V81H222ZM228 80V79H227ZM131 81V80H130ZM152 81V82H151ZM169 81V80H168ZM185 81V80H184ZM185 81V82H186ZM208 81V80H207ZM206 81V82H207ZM224 81V80H223ZM223 81H222V83H223ZM233 81V80H232ZM231 80H230V82H232ZM238 81V80H237ZM40 82V81H39ZM42 82H45V83H48L49 82V80H42ZM81 82V81H80ZM176 82V81H175ZM180 82V81H179ZM178 82V83H179ZM183 82V81H182ZM184 82V83H185ZM209 82V81H208ZM210 82H212V81H210ZM168 83V82H167ZM213 83V82H212ZM227 83H229V82H227ZM226 83V81H225V84H227ZM259 83V82H258ZM2 84V83H1ZM8 84V83H7ZM83 84V82H81V84L80 85H82ZM102 84V83H101ZM105 84V83H104ZM169 84V83H168ZM180 84V83H179ZM182 84V83H181ZM216 84V83H215ZM224 84V83H223ZM223 84H222V86H223ZM240 84H241V82H240ZM85 85V84H84ZM120 85V84H119ZM124 85V84H123ZM152 85V84H151ZM214 85V84H213ZM219 85H220V83H219ZM231 85V84H230ZM235 85H236V83H235ZM245 85V84H244ZM253 85H254V83H253ZM132 87V83L131 82H126L125 83V85H124V88L126 89V90H128V89H130L131 87ZM155 86V85H154ZM234 86V85H233ZM233 86H232V88H233ZM259 86V85H258ZM14 87V86H13ZM115 87V86H114ZM117 87H119V86H117ZM157 87V86H156ZM172 87V86H171ZM181 87H182V85H181ZM237 87H239V86H237ZM7 88V87H6ZM16 88V87H15ZM21 88V87H20ZM30 88V87H29ZM45 88H48L49 90H53V88L52 87H45ZM97 88H98V86H97ZM158 88V87H157ZM163 88V87H162ZM166 88V87H165ZM164 88V89H165ZM179 88V87H178ZM176 89L175 91L177 92V93H179V92H181V90H179V89ZM236 87H234V89H235ZM242 88V87H241ZM244 88V87H243ZM31 89V88H30ZM38 89V88H37ZM93 89V88H92ZM109 89V88H108ZM167 89V88H166ZM168 89H169V87H168ZM181 89V88H180ZM192 89V86H191V84H185L184 85V89L182 90V93H181V95H180V98H179V101H178V103L177 104H179V111L178 110H176V114H174V117L172 118V119H170L169 121H172V122H180L181 120H182V117H184L185 119H184V121H186L185 122V124L187 125V127L188 128H183V130H179V131H177V129H176V127H175V129L176 130H169L168 129V126L166 125V124H162V125H160V124H158V122L159 121H161V119L163 118V114L161 113L160 115H157L156 114V116L154 115V119L152 120L151 118H153L152 116H150L151 118H147L145 115L146 114H148V107H150L149 106V101L148 102H146V101H144V104H143V107H140L139 109H137V111L138 112H136V110H135V112L137 113V114H133V115H131V116H129V118L130 119H136V124H135V129H137V132L136 133H138V137H137V135H136V138H139L138 139V145L142 142V140L145 138V136H146V133L145 132H147V129L149 128V127H151L150 125H151V123H152V121L155 123H157L158 125H157V127L155 128V130L154 131H151V132H153L152 134H149V136H148V139L146 140V143H145V141L142 143V145L140 146L139 145V147H138V154L136 153V157L135 158H133L131 161H130V167L131 166H136V165H139V166H141V164H142V166L143 167H145V168H147V169H149L150 170V167L152 166V165H155V163L156 164H158V165H160L161 167V169L164 171V172H168V174H175L176 176H174V178L172 179L173 181L172 182H170V186H173V189H174V187L177 189V191H179V192H181V193H179L180 195H181V197H179V200L178 201H180V202H186V203H191V204H193V205H195V206H198V207H200V206H204V207H211V208H216L217 207V209H218V206L219 205H222V204H219L218 203V201H225L226 199H225V197H227V195H232V194H235V195H237V194H239L241 197H243L244 198V201H242V206L243 205H249V206H252L253 208H255V207H258V206H260L262 203H264V202H261V200H260V202L256 199L257 197H259L260 196V193H261V190L262 189H264V133H262V135H260V137L258 136V134H256L255 133V131H257V129L254 131L253 130V128H252V131H253V133H252V131H251V135L253 136V138L251 139V141H249V143L248 144H245L244 143V145L242 144V145H239L238 146V148L236 149V151L235 150H233V151H235V152H233L232 154H235V158H232V159H230L231 160V162L229 163V164H224V162H223V164L224 165H222V166H220L221 164H220V162L221 161H217V162H219L218 164H216L218 167H216L215 166V163L214 164H212V165H214L215 166V170L214 169H211L212 167L209 165L210 164V162L211 161H208V160H211V155L212 156H216V155H218L219 153H221L222 151H226V152H231V149H233L232 148V146L234 145V144H237L236 143V141H238L240 138H242L243 137V135H242V131H243V129L242 128H237V127H235L234 126V124L231 122V120L233 119H227V120H225L223 123L225 124L223 127H219V126H212L211 125V120L213 119V118H211L212 116H214L215 114V111H211V109L212 108H214L213 106H212V108L211 109H208V110H205V108L207 109L208 107H205L206 106V104H204V103H202L200 100H198V97H197V99L196 100H192L191 99V97L193 96V95H195L196 93H193L194 91L193 90H191ZM218 89V88H217ZM12 90V89H11ZM18 90V89H17ZM21 90V89H20ZM204 90V89H203ZM233 90V89H232ZM251 90V89H250ZM261 90V89H260ZM7 91V90H6ZM25 91V90H24ZM34 91V90H33ZM83 91V90H82ZM90 91V90H89ZM108 91V90H107ZM131 91V90H130ZM148 91V90H147ZM166 91V90H165ZM164 91V92H165ZM168 91V90H167ZM170 91V90H169ZM209 91H210V88H209ZM239 91V90H238ZM1 92V91H0ZM120 92H121V90H120ZM125 92V91H124ZM135 92V91H134ZM163 92V91H162ZM236 92V91H235ZM244 92V91H243ZM253 92V91H252ZM100 93V92H99ZM160 93V92H159ZM168 93V92H167ZM170 93H172V92H170ZM169 93V94H170ZM173 93H174V90H173ZM207 93V92H206ZM215 93V92H214ZM227 93V92H226ZM245 93V92H244ZM248 93V92H247ZM251 93V92H250ZM256 93V92H255ZM25 94V93H24ZM93 94V93H92ZM158 94V93H157ZM156 94V95H157ZM165 93H163V95H164ZM175 94V93H174ZM205 94V93H204ZM242 94V93H241ZM252 94V93H251ZM132 95V94H131ZM210 95V94H209ZM208 95V96H209ZM219 95V97H220V94H218ZM222 95V94H221ZM228 95H229V93H228ZM232 95V94H231ZM257 95V94H256ZM22 96H24V95H22ZM26 96V95H25ZM29 96V95H28ZM86 96H89V97H91L92 95H83L82 97H74V96H72L74 99L72 100V102H71V104L69 105V108L67 107V103L65 102V100L63 99V97H61V96H51V95H41V96H37V97H31V96H29V97H20V96H17L16 95V93H15V95L14 96H11L10 98H8L6 101H12V103H14V102H18V104L15 106V107H10V108H7L5 111H3V110H1V111H3L2 113H3V115H2V117H0V129L1 130H5V133H2V134H0V142H1V144H2V142H6V143H20V144H27V143H30V144H33V143H38V142H47V144H49L50 146H52L51 144H53V143H57L56 145H58V147L59 148H63V150H65L66 149V147H68V145L70 146V145H72L73 144V146H75V149L77 148V144H79L80 143V138H78L77 136H76V134H74V135H71V136H68V135H66L65 136V134L63 135V133H62V135L63 136H56L55 134H54V132H53V129H54V127H53V125H52V121L53 120H58L59 122H62V121H70L69 123H71V125L73 126V128L74 129H79V128H81L82 127V125H84L85 124V122L87 121L86 120V116H85V112H83V109L85 110V107H83L82 106V103H81V101L79 100V99H81V98H83V97H86ZM121 96H123L122 94H121ZM166 96H167V94H166ZM224 96V95H223ZM223 96H221V97H223ZM233 96V95H232ZM237 96V95H236ZM248 96V95H247ZM260 96V95H259ZM68 97V96H67ZM72 97H70V98H72ZM155 97V96H154ZM170 97H173V95L171 96L170 95ZM203 97V96H202ZM226 97V96H225ZM234 97V96H233ZM239 97V96H238ZM162 98V97H161ZM164 98V97H163ZM196 98V97H195ZM215 98V97H214ZM240 98V97H239ZM263 98V97H262ZM167 99V98H166ZM169 99V98H168ZM173 99V98H172ZM178 99V98H177ZM212 99H213V97H212ZM222 99H224V97L222 98ZM238 99V98H237ZM26 101L27 103H24V104H22V102L23 101ZM118 100V99H117ZM128 100H130V99H128ZM138 100V99H137ZM165 100V99H164ZM171 100V99H170ZM219 100V99H218ZM133 101V100H132ZM140 101H142V100H140ZM153 101V100H152ZM155 101V100H154ZM167 101V100H166ZM173 101H175V100H173ZM230 101V100H229ZM234 101H235V99H234ZM125 102V101H124ZM171 102V101H170ZM209 102V101H208ZM231 102V101H230ZM9 103V102H8ZM206 103V102H205ZM211 103V102H210ZM227 103H228V101H227ZM226 103V104H227ZM236 103V102H235ZM234 103V104H235ZM240 103V102H239ZM139 104V103H138ZM137 104V105H138ZM166 104V103H165ZM221 104V103H220ZM241 104V103H240ZM108 105V104H107ZM123 104H121V106H122ZM153 105H155V104H153ZM162 105H164V103L162 104ZM169 105V104H168ZM171 105H172V102H171ZM174 105V104H173ZM210 105H212V104H210ZM218 105V104H217ZM230 105V104H229ZM262 105H264V104H262ZM119 106V105H118ZM129 106V105H128ZM161 106V105H160ZM159 106V107H160ZM165 106V105H164ZM170 106V105H169ZM53 107H56V109L55 108H53ZM123 107V106H122ZM205 107V108H204ZM216 107V106H215ZM227 107V106H226ZM2 108H4V107H2ZM131 108V107H130ZM158 108V107H157ZM161 108V107H160ZM159 109V108H158ZM158 109H155V110H157L158 111ZM163 109V108H162ZM220 109V108H219ZM218 109V110H219ZM223 109V108H222ZM134 110V109H133ZM171 110V109H170ZM258 110V109H257ZM131 111H132V109H131ZM157 111H156V113H157ZM169 111V110H168ZM168 111H167V113H168ZM175 111V110H174ZM178 111V112H177ZM223 111V110H222ZM108 112V111H107ZM134 112V113H135ZM152 112V111H151ZM153 112H155V111H153ZM166 112V111H165ZM111 113V112H110ZM128 113V112H127ZM159 113V112H158ZM234 113V112H233ZM256 113V112H255ZM258 113V112H257ZM102 114V113H101ZM107 114V113H106ZM124 115H125V113H124ZM104 116V115H103ZM166 116V115H165ZM100 117H102V116H100ZM125 117H127V116H125ZM217 117V116H216ZM260 117H261V115H260ZM121 118V117H120ZM123 118V117H122ZM217 118H220V117H217ZM240 117H237V116H234V120L235 119H239ZM244 118H245V116H244ZM244 118H243V122H244ZM92 121H98V119H99V116H98V114L95 112L93 115H92ZM110 119V118H109ZM126 119V118H125ZM164 119V118H163ZM163 119H162V121H163ZM261 119V118H260ZM111 120V119H110ZM255 120V119H254ZM263 120V119H262ZM127 121H129V119H127ZM218 121H220V120H218ZM251 121V120H250ZM111 122V121H110ZM109 122V123H110ZM135 122V121H134ZM133 122V123H134ZM151 122V123H150ZM241 122H242V119H241ZM254 122V121H253ZM263 122H264V120H263ZM68 123V122H67ZM67 123H66V125H67ZM97 123V122H96ZM129 123V122H128ZM133 123H131V124H133ZM149 123H150V125H149ZM167 123H168V121H167ZM183 123V122H182ZM213 124H214V122H212ZM245 123V122H244ZM248 123H250V122H248ZM260 123V122H259ZM262 123V122H261ZM121 124H123L124 125V123L122 122ZM172 125H173V123H171ZM237 124V123H236ZM240 124V123H239ZM243 124V123H242ZM253 124V123H252ZM66 125H65V127H66ZM69 125V124H68ZM103 125V124H102ZM101 125V126H102ZM114 125V124H113ZM122 125V126H123ZM183 125V124H182ZM251 125V124H250ZM70 126V125H69ZM99 126V125H98ZM119 126V125H118ZM126 126V125H125ZM128 126H129V124H128ZM177 126H179L178 124H177ZM262 126L264 127V124H262ZM57 127V126H56ZM61 127V126H60ZM155 127V126H154ZM173 127V126H172ZM186 127V126H185ZM242 127V126H241ZM254 127V126H253ZM261 127V126H260ZM88 128V127H87ZM103 128V127H102ZM104 128H107V127H104ZM178 128V127H177ZM250 128V127H249ZM59 129V128H58ZM57 129V130H58ZM66 129V128H65ZM114 129H116V131H117V129H119V128H114ZM123 129V128H122ZM134 129V128H133ZM135 129L134 130H131V131H135ZM153 129V128H152ZM259 129V128H258ZM264 129V128H263ZM56 130V131H57ZM89 130V129H88ZM109 130V129H108ZM129 130V129H128ZM99 131V130H98ZM97 131V132H98ZM249 131V129L247 130V132ZM260 131V130H259ZM95 132V131H94ZM93 132V133H94ZM115 132V131H114ZM92 133V134H93ZM113 133V132H112ZM121 133H123V132H121ZM125 133V132H124ZM132 133V132H131ZM245 133H246V131H245ZM249 133V132H248ZM247 133V134H248ZM90 135V134H89ZM114 135V134H113ZM112 135V136H113ZM123 135V134H122ZM246 135V134H245ZM250 136V135H249ZM99 137H102V136H100L99 135ZM106 137H107V133H106ZM111 137V136H110ZM116 137V136H115ZM131 137H132V135H131ZM82 138V137H81ZM249 138V137H248ZM247 138V139H248ZM99 139V138H98ZM100 139H102V138H100ZM87 140V139H86ZM95 140V139H94ZM137 140V139H136ZM241 140V139H240ZM79 141V142H78ZM118 141V140H117ZM149 141H152V143L150 142L149 143ZM246 141V140H245ZM87 142V141H86ZM92 142V141H91ZM101 142V141H100ZM131 143H132V141H130ZM135 142V141H134ZM85 144L83 141L81 142V144ZM127 143V142H126ZM44 144V143H43ZM81 144H79V145H81ZM82 144V145H83ZM100 144V143H99ZM107 144V143H106ZM119 144V143H118ZM135 144V143H134ZM134 144H133V146H134ZM5 145V144H4ZM28 146H29V144H27ZM40 145V144H39ZM42 145V144H41ZM40 145V146H41ZM56 145H55V147H56ZM81 145V146H82ZM112 145V144H111ZM1 146V145H0ZM46 146V145H45ZM84 147H85V145H83ZM93 146V145H92ZM117 146V145H116ZM125 146V145H124ZM8 147H9V145H8ZM17 147V146H16ZM25 147V146H24ZM41 147H44V146H41ZM54 147V146H53ZM54 147V148H55ZM58 147H57V149H58ZM111 147V146H110ZM126 147V146H125ZM6 148V147H5ZM31 148V147H30ZM36 148V147H35ZM39 148V147H38ZM37 148V149H38ZM49 148V147H48ZM48 148H47V150H48ZM52 148V147H51ZM50 148V149H51ZM65 148V149H64ZM71 148V147H70ZM74 147H72V150H75V149H73ZM87 148H89V147H87ZM94 148V147H93ZM111 148H114V147H111ZM130 148H132V147H130ZM24 149V148H23ZM44 150V149H43ZM78 150H79V148H78ZM94 150H95V148H94ZM99 151H98V154H99V156H103V157H108V151H104L102 148H100V149H98ZM119 150V149H118ZM125 150V149H124ZM9 151V150H8ZM21 151H23V150H21ZM35 151V150H34ZM39 151V150H38ZM41 151V150H40ZM50 151V150H49ZM80 151V153H82L81 154V156H83V154H85V157H86V153L84 152V151H82V150H79ZM97 151V150H96ZM104 151V152H103ZM129 151H132V150H129ZM15 152V151H14ZM24 152H26V151H24ZM30 152V151H29ZM53 152V153H52ZM60 152H61V150H60ZM60 152L58 151V150H53V151H50V156L53 158V159H59V154H60ZM63 152V151H62ZM87 152V151H86ZM33 153V152H32ZM42 153V152H41ZM64 153H65V151H64ZM64 153H62L64 156L66 155V157L67 156H69L70 158H71V160H75V157H74V153L72 154L71 152H67V154H64ZM75 153H76V150H75ZM96 153V152H95ZM112 153V155H119V153L121 154L122 152H118L117 153V151L115 152V150L113 151V152H110V154ZM37 154V153H36ZM123 154V153H122ZM121 154V155H122ZM126 154V153H125ZM131 154H132V152H131ZM222 154V153H221ZM228 153H226V155H227ZM231 154V155H232ZM40 155V154H39ZM96 155V154H95ZM120 155V156H121ZM225 155V154H224ZM226 155H225V157H226ZM230 155V153L228 154V156ZM29 156H31V155H29ZM135 156V155H134ZM221 156V155H220ZM219 156V157H220ZM227 156V157H228ZM11 156H9L8 158H10ZM12 157H13V155H12ZM11 157V158H12ZM17 157V156H16ZM44 157V156H43ZM62 158H64L63 156H61ZM95 157V156H94ZM117 157H119V156H117ZM218 157V156H217ZM218 157V158H219ZM222 157V156H221ZM220 157V158H221ZM227 157H226V159H227ZM76 158H77V156H76ZM98 158V157H97ZM113 158H115V156L113 157ZM131 158V157H130ZM7 159V158H6ZM15 159V158H14ZM48 159V158H47ZM69 159V158H68ZM103 159H105V158H103ZM108 159V158H107ZM151 159V160H150ZM214 159V158H213ZM223 159V158H222ZM225 159V158H224ZM3 160V159H2ZM19 160V159H18ZM25 160V159H24ZM34 160V159H33ZM81 160H83V159H81ZM80 160V161H81ZM125 160H126V158H125ZM145 160H150V163H149V161H148V163H147V161H146V163H145ZM27 161V160H26ZM50 161V160H49ZM58 161V160H57ZM102 161V160H101ZM113 161V160H112ZM128 161V160H127ZM213 161V160H212ZM7 162V161H6ZM34 162V161H33ZM39 162V161H38ZM46 162V161H45ZM63 163H64V161H62ZM67 162H70V161H67ZM82 162V161H81ZM86 162V161H85ZM114 162V161H113ZM117 162H120V161H117V159H116V163ZM216 162V163H217ZM2 163V162H1ZM10 163V162H9ZM19 163V162H18ZM24 163V162H23ZM47 163V162H46ZM57 163V162H56ZM74 163V162H73ZM79 163V162H78ZM77 163V164H78ZM127 163V162H126ZM225 163H227V162H225ZM3 164H5L6 165V163H3ZM12 164V163H11ZM32 164V163H31ZM48 164H50V163H48ZM53 164V163H52ZM60 164V163H59ZM72 164V163H71ZM76 164V165H77ZM8 165V164H7ZM39 165H40V162H39ZM38 165V166H39ZM43 165H44V162H43ZM81 165V164H80ZM79 165V166H80ZM89 165V164H88ZM21 166V165H20ZM31 166V165H30ZM65 166V165H64ZM82 166V165H81ZM126 166V165H125ZM10 166H8V168H9ZM12 167V166H11ZM10 167V168H11ZM18 167V166H17ZM35 167V166H34ZM56 167V166H55ZM63 167V166H62ZM110 167V166H109ZM108 167V168H109ZM126 167H128V166H126ZM1 168V167H0ZM14 168V167H13ZM13 168H12V170H13ZM22 168V167H21ZM46 168V167H45ZM50 168V167H49ZM53 168V167H52ZM66 168H68V167H66ZM74 168V167H73ZM107 168V169H108ZM117 168V167H116ZM118 168H120L119 166H118ZM117 168V169H118ZM144 168V169H145ZM155 168V167H154ZM157 168V167H156ZM16 169V168H15ZM46 169H48V168H46ZM59 169V168H58ZM70 169V168H69ZM128 169V168H127ZM19 170V169H18ZM38 170V169H37ZM54 170H55V168H54ZM63 170V169H62ZM123 170V169H122ZM139 170H141V169H139ZM157 170V169H156ZM203 170H208L209 171V175H205L204 174V172H203ZM211 170H213V171H211ZM17 171V170H16ZM29 171H30V169H29ZM34 171H36V168H35V170ZM65 171V170H64ZM104 171V170H103ZM142 172H144L143 170H141ZM189 171H191L192 173H191V176H188V173H189ZM21 172H22V170H21ZM43 172V171H42ZM41 172V173H42ZM62 172V171H61ZM66 172V171H65ZM76 172V171H75ZM79 173H80V171H78ZM114 172V171H113ZM129 172V171H128ZM151 172H153V171H151ZM158 172V171H157ZM188 172V173H187ZM193 172H195V175L197 174V178H198V180L201 182V186L204 184V188H208L207 190V192H209V194H207V193H204V194H202L203 192L202 191H200V189L199 188H195L191 183H193L192 182V180H193V178L195 177L194 176V174H193ZM3 173V172H2ZM10 173V172H9ZM23 173V172H22ZM25 173V172H24ZM40 173V174H41ZM69 173V172H68ZM108 173V172H107ZM115 173V172H114ZM127 173V172H126ZM149 173V172H148ZM27 174H30L31 175V172L29 173H27ZM57 174H59L58 172H57ZM66 174V173H65ZM75 174V173H74ZM81 174V173H80ZM84 174V173H83ZM102 174H103V172H102ZM128 174V173H127ZM139 174V173H138ZM190 174V173H189ZM2 175H5V174H2ZM29 175V176H30ZM36 175V174H35ZM44 175V174H43ZM46 175V174H45ZM60 175V174H59ZM109 175V174H108ZM157 175V174H156ZM163 176V173L161 174H158V177H160V176ZM164 175H166V174H164ZM26 176V175H25ZM38 176V175H37ZM68 176H70V175H68ZM77 176V175H76ZM75 176V177H76ZM90 176V175H89ZM111 176V175H110ZM3 177V176H2ZM7 177H8V175H7ZM35 177V176H34ZM33 177V178H34ZM42 177V176H41ZM46 177V176H45ZM45 177H43V178H45ZM61 177V176H60ZM60 177H57V179L58 178H60ZM83 177V176H82ZM87 177V176H86ZM109 177V176H108ZM123 177V176H122ZM125 177H127L126 175H125ZM128 177H129V174H128ZM158 177H157V179H158ZM167 177V176H166ZM195 177V178H196ZM20 178V177H19ZM22 178V177H21ZM54 178V177H53ZM62 178H67V177H63L62 176ZM69 178V177H68ZM78 178V177H77ZM99 178V177H98ZM103 178V177H102ZM110 178V177H109ZM194 178V179H195ZM196 178V179H197ZM6 179V178H5ZM13 179V178H12ZM28 179V178H27ZM46 179V178H45ZM83 179H85V178H83ZM96 179V178H95ZM100 179V178H99ZM108 179V178H107ZM127 179V178H126ZM125 179V180H126ZM141 179V178H140ZM195 179V181L196 182H198L199 183V181H197ZM15 180V183H13V181H12V183L9 181L7 184H8V186L11 188V189H13L18 195H19V197L22 199V201L24 200V201H26L27 203H29V202H31L32 201V192L34 191H32L31 193H28V192H24L23 191V189L21 188V185H18V184H16V179H14ZM19 180H21V179H19ZM59 180V179H58ZM71 180V179H70ZM98 180V179H97ZM109 180V179H108ZM1 181V180H0ZM7 181V180H6ZM22 181H23V178H22ZM22 181H21V183L20 184H22ZM52 181H54V180H52ZM55 181H56V179H55ZM61 181V180H60ZM63 181V180H62ZM67 181H69V180H67ZM91 181V180H90ZM93 181H96V180H93ZM101 181V180H100ZM123 181V180H122ZM135 181V180H134ZM138 181V180H137ZM136 181V182H137ZM139 181H141V180H139ZM148 181V180H147ZM155 181V180H154ZM163 181V180H162ZM194 181V182H195ZM87 182H89V180L87 181ZM92 182V181H91ZM120 182V181H119ZM133 182V181H132ZM144 182V181H143ZM142 182V183H143ZM167 182V181H166ZM59 183V182H58ZM63 183V182H62ZM69 183H70V181H69ZM75 183V182H74ZM79 183V182H78ZM77 183V184H78ZM114 183V182H113ZM112 183V184H113ZM124 183V182H123ZM138 183V182H137ZM136 183V184H137ZM141 183V182H140ZM2 184V183H1ZM0 184V185H1ZM52 184V183H51ZM54 184V183H53ZM72 184V183H71ZM70 184V185H71ZM76 184V185H77ZM89 184V183H88ZM101 184V183H100ZM102 184H104V183H102ZM115 184H116V181H115ZM120 184H122V183H120ZM120 184H118V186H120ZM128 184H129V181H128ZM3 185V184H2ZM6 185V184H5ZM23 185V184H22ZM27 185V184H26ZM42 185V184H41ZM61 185H63V184H61ZM86 185V184H85ZM140 185V184H139ZM144 185V184H143ZM146 185V184H145ZM163 185H165L164 183H163ZM72 186H74L73 184H72ZM87 186V185H86ZM93 186V185H92ZM110 186V185H109ZM115 186V185H114ZM122 186H123V184H122ZM121 186V187H122ZM126 186H127V184H126ZM129 186V185H128ZM128 186H127V189H128ZM200 186V185H199ZM1 187H4V186H1ZM30 187H33V185H31L30 184ZM39 187V186H38ZM41 187V186H40ZM61 187V186H60ZM99 187V186H98ZM117 187V186H116ZM124 187H125V185H124ZM132 187V186H131ZM136 187V186H135ZM161 187V186H160ZM164 187H166V186H164ZM198 187V186H197ZM45 188H47V187H45ZM59 188V187H58ZM69 188V187H68ZM72 188V187H71ZM82 188V187H81ZM105 188V187H104ZM118 188V187H117ZM126 188V187H125ZM134 188V187H133ZM140 188V187H139ZM153 188V187H152ZM1 189V188H0ZM10 189V190H11ZM26 189V188H25ZM40 189V188H39ZM65 189H66V187H65ZM73 189H75V188H73ZM77 189H78V187H77ZM95 190H96V188H94ZM156 189V188H155ZM172 189V188H171ZM12 190V191H13ZM67 190V189H66ZM81 190V189H80ZM83 190V189H82ZM85 190H87V189H85ZM84 190V191H85ZM121 190H122V188H121ZM130 190V189H129ZM146 190H147V188H146ZM151 190V189H150ZM162 190V189H161ZM204 190V189H203ZM5 191V190H4ZM63 191V190H62ZM97 191H98V189H97ZM105 191V190H104ZM126 191V190H125ZM124 191V192H125ZM128 191V190H127ZM154 191V190H153ZM176 191V192H177ZM3 192V191H2ZM36 192V191H35ZM45 192H46V190H45ZM55 192V191H54ZM98 192H101V191H98ZM98 192H96L97 194H99ZM123 192V191H122ZM123 192V193H124ZM130 192V191H129ZM147 192V191H146ZM149 192V191H148ZM173 192V191H172ZM14 193V192H13ZM37 193V192H36ZM35 193V194H36ZM50 194H51V192H49ZM64 193V192H63ZM90 193H91V191H90ZM114 193V192H113ZM163 193V192H162ZM166 193H167V191H166ZM237 193V194H236ZM32 194V195H31ZM42 194H44L45 195V193H42ZM55 194H57L56 192H55ZM84 194H85V192H84ZM96 194V195H97ZM121 194V193H120ZM128 194V193H127ZM146 195H147V193H145ZM157 194V193H156ZM174 194H175V192H174ZM2 195V194H1ZM0 195V196H1ZM5 195V194H4ZM9 195V194H8ZM18 195H17V198H19L18 197ZM39 195V194H38ZM37 195V197H41V196H38ZM41 195V194H40ZM43 195V196H44ZM49 195V194H48ZM61 195V194H60ZM68 195V194H67ZM125 195H126V193H125ZM133 195V194H132ZM150 195V194H149ZM153 195V194H152ZM177 195H178V193H177ZM179 195V196H180ZM262 195V194H261ZM3 196V195H2ZM1 196V197H2ZM50 196V195H49ZM59 196V195H58ZM74 196V195H73ZM90 196H91V194H90ZM93 196H95V195H93ZM104 196V195H103ZM106 196V195H105ZM112 196V195H111ZM114 196V195H113ZM117 196V195H116ZM128 196V195H127ZM167 196V195H166ZM264 196V195H263ZM262 196V197H263ZM6 197V196H5ZM4 197V199H8V197L7 198H5ZM12 197H13V195H12ZM36 197V196H35ZM46 198H47V196H45ZM75 197V196H74ZM96 197L97 196H95V199H96ZM156 197V196H155ZM176 197V196H175ZM51 198V197H50ZM63 199H64V197H62ZM87 198V197H86ZM88 198H90V197H88ZM101 198V197H100ZM117 198H118V196H117ZM129 198V197H128ZM149 198V197H148ZM159 198V197H158ZM163 198V197H162ZM171 198V197H170ZM238 198V197H237ZM264 198V197H263ZM262 198V199H263ZM3 199V198H2ZM3 199V200H4ZM39 198H37V200H38ZM57 199V198H56ZM92 199V198H91ZM98 199V198H97ZM109 199V198H108ZM114 199V198H113ZM124 199H125V197H124ZM127 199V198H126ZM130 199V198H129ZM145 199H146V197H145ZM164 199V198H163ZM11 200V199H10ZM15 200V199H14ZM35 199H33V202H35L34 201ZM44 200V199H43ZM42 200V201H43ZM68 200V199H67ZM99 200V199H98ZM105 200V199H104ZM104 200H102V201H104ZM131 200V199H130ZM129 200V202H127V203H129L130 204V201ZM133 200V199H132ZM147 200V199H146ZM232 200V199H231ZM236 200V199H235ZM237 200H239V198L237 199ZM7 201V200H6ZM9 201V200H8ZM7 201V202H8ZM50 201V200H49ZM53 201V200H52ZM59 201H60V199H59ZM64 201V200H63ZM62 201V202H63ZM87 201V200H86ZM94 201V200H93ZM100 201V200H99ZM106 201V200H105ZM123 201V200H122ZM121 201V202H122ZM128 201V200H127ZM149 201V200H148ZM153 201V200H152ZM152 201H151V203H152ZM173 201V200H172ZM239 201H241V199L239 200ZM238 201V202H239ZM264 201V200H263ZM14 202V201H13ZM20 202V201H19ZM25 202V203H26ZM58 202V201H57ZM70 202V201H69ZM125 202V201H124ZM123 202V203H124ZM165 202V201H164ZM163 202V203H164ZM175 202H176V200H175ZM225 202H227V201H225ZM4 203V202H3ZM10 203H12V202H10ZM41 203H43V202H41ZM47 203H48V201H47ZM53 203V202H52ZM51 203V204H52ZM59 203V202H58ZM64 203V202H63ZM72 203V202H71ZM84 203V202H83ZM117 203V202H116ZM115 203V204H116ZM158 203V202H157ZM162 202H160V204H161ZM228 203V202H227ZM20 204V203H19ZM32 204V203H31ZM30 204V205H31ZM44 204V203H43ZM49 204V203H48ZM55 204V203H54ZM54 204H53V206H54ZM69 204V203H68ZM78 204V203H77ZM98 204V203H97ZM100 204H102V202L100 203ZM100 204H99V206H100ZM106 204H108V203H106ZM112 204H113V202H112ZM149 204V203H148ZM183 204V203H182ZM181 204V205H182ZM185 204V203H184ZM17 205V204H16ZM21 205V204H20ZM65 205V204H64ZM83 205V204H82ZM104 205H105V203H104ZM135 205V204H134ZM134 205H132L133 207H132V209L134 208ZM139 205H140V203H139ZM143 205V204H142ZM141 205V206H142ZM154 205V204H153ZM157 205V204H156ZM155 205V206H156ZM166 205V204H165ZM230 205V204H229ZM234 205V204H233ZM4 206V205H3ZM8 205H6V207H7ZM34 206V205H33ZM60 206H62V205H60ZM66 206V205H65ZM88 206H91V204L90 205H88ZM98 206V207H99ZM103 206V205H102ZM122 206V205H121ZM126 206V205H125ZM154 206V207H155ZM174 206V205H173ZM177 206V205H176ZM187 206H188V204H187ZM239 206V205H238ZM241 206V207H242ZM264 206V205H263ZM26 207V206H25ZM30 207V206H29ZM36 207V206H35ZM38 207H39V205H38ZM73 207V206H72ZM110 207V206H109ZM123 207V206H122ZM131 207V206H130ZM162 207V206H161ZM231 207V206H230ZM2 208V207H1ZM10 208V207H9ZM8 208V209H9ZM20 208L21 207H19V210H20ZM45 208V207H44ZM54 208V207H53ZM60 208V207H59ZM58 208V209H59ZM90 208V207H89ZM95 208V207H94ZM93 208V209H94ZM100 208V207H99ZM102 208V207H101ZM106 208V207H105ZM108 208V207H107ZM120 208V207H119ZM124 208V207H123ZM138 208H140V207H138ZM159 208V207H158ZM185 208V207H184ZM189 208V207H188ZM195 208V207H194ZM248 208V207H247ZM250 208V207H249ZM260 208V207H259ZM11 209H14L13 208V206H12V208ZM27 209V208H26ZM42 209V208H41ZM61 209H63V208H61ZM91 209V208H90ZM109 209V208H108ZM118 209V208H117ZM127 209V212H128V207L126 208ZM191 209H192V207H191ZM229 209V208H228ZM227 209V210H228ZM245 209V208H244ZM243 209V210H244ZM16 210L17 209H15V212H16ZM22 210V209H21ZM24 210V209H23ZM29 210V209H28ZM40 210V209H39ZM51 210V209H50ZM60 210V209H59ZM69 210V209H68ZM74 210V209H73ZM83 210V209H82ZM89 210V209H88ZM92 210V209H91ZM99 210V209H98ZM114 210V209H113ZM121 210V209H120ZM131 210V209H130ZM129 210V211H130ZM135 210H137L136 208H135ZM183 210V209H182ZM222 210V209H221ZM226 210V209H225ZM239 210V209H238ZM247 210V209H246ZM245 210V211H246ZM13 211V210H12ZM18 211V210H17ZM31 211V210H30ZM36 211V210H35ZM38 211V210H37ZM36 211V212H37ZM42 211H43V209H42ZM76 211V210H75ZM95 211V210H94ZM106 210H104V212H105ZM110 211V210H109ZM159 211V210H158ZM160 211H161V209H160ZM206 211V210H205ZM208 211H210V210H208ZM214 211V210H213ZM248 211V210H247ZM251 211V210H250ZM254 211H256V210H253V212ZM259 211V210H258ZM257 211V212H258ZM1 212H2V210H1ZM21 212V211H20ZM23 212V211H22ZM24 212H25V210H24ZM45 212H47V211H45ZM59 212V211H58ZM61 212V211H60ZM65 212V211H64ZM84 212V211H83ZM96 212V211H95ZM196 212V211H195ZM207 212V211H206ZM212 212V211H211ZM223 212V211H222ZM260 212V211H259ZM5 213H6V211H5ZM32 213V212H31ZM40 213V212H39ZM66 213H67V210H66ZM73 213V212H72ZM76 213H78V212H76ZM98 213V212H97ZM111 213V212H110ZM113 213V212H112ZM115 213V212H114ZM114 213H113V215H114ZM138 213V212H137ZM141 213H142V211H141ZM147 213V212H146ZM153 213H154V211H153ZM165 213V212H164ZM169 213V212H168ZM186 213H188V212H186ZM219 213V212H218ZM227 213V212H226ZM249 213V212H248ZM262 213V212H261ZM8 214H9V212H8ZM22 214V213H21ZM24 214V213H23ZM27 214V213H26ZM29 214V213H28ZM43 214H45V213H43ZM47 214V213H46ZM50 214V213H49ZM68 214V213H67ZM89 214H91V213H89ZM107 213L105 212V215H106ZM167 214V213H166ZM191 214V213H190ZM193 214V213H192ZM212 214V213H211ZM250 214V213H249ZM0 215H1V213H0ZM48 215V214H47ZM51 215V214H50ZM66 215V214H65ZM74 215H75V213H74ZM88 215V214H87ZM93 215V214H92ZM91 215V216H92ZM96 215H98V214H96ZM101 215V214H100ZM103 215V214H102ZM108 215V214H107ZM131 215V214H130ZM158 215H159V212H158ZM164 215V214H163ZM170 215V214H169ZM174 215V214H173ZM207 215V214H206ZM221 215V214H220ZM255 215V214H254ZM261 215H264V214H261ZM11 216V215H10ZM20 216V215H19ZM30 216H32V215H30ZM37 216V215H36ZM35 216V217H36ZM67 216V215H66ZM90 216V215H89ZM94 216V215H93ZM135 216H136V214H135ZM138 216V215H137ZM143 216V215H142ZM171 216H172V214H171ZM202 216V215H201ZM208 216V215H207ZM221 216H224V215H221ZM220 216V217H221ZM234 216H236V215H234ZM234 216H231V217H234ZM259 216V215H258ZM24 217V216H23ZM38 217V216H37ZM88 217V216H87ZM87 217H86V219H87ZM95 218H96V216H94ZM98 218H99V216H97ZM107 218H109V217H111V215H109V217L108 216H106ZM115 217L117 218V216H116V214H115ZM123 217V216H122ZM127 217H129L128 215H127ZM157 218H158V216H156ZM155 217V218H156ZM166 217V216H165ZM194 217V216H193ZM203 217V216H202ZM231 217H230V219H231ZM249 217V216H248ZM250 217H252V214H251V216ZM257 217V216H256ZM262 217V216H261ZM9 218V217H8ZM13 218V217H12ZM46 218V217H45ZM54 218V217H53ZM70 218V217H69ZM76 218H77V216H76ZM80 218H82V217H80ZM98 218H97V220H98ZM131 218V217H130ZM129 218V219H130ZM201 218V217H200ZM216 218H218V217H216ZM229 218V217H228ZM253 218V217H252ZM0 219H1V217H0ZM5 219V218H4ZM14 219V218H13ZM16 219V218H15ZM14 219V221H16ZM30 219V218H29ZM47 219V218H46ZM111 219V218H110ZM113 219H114V216H113ZM122 219V218H121ZM128 219V218H127ZM129 219L127 220V221H129ZM133 219H134V217H133ZM138 219V218H137ZM136 218H135V221L137 220ZM143 219V217L141 218V220ZM163 219H164V217H163ZM205 219V218H204ZM207 219V218H206ZM235 219V218H234ZM241 219V218H240ZM260 219V218H259ZM6 220H7V218H6ZM9 220V219H8ZM18 220V219H17ZM45 220V219H44ZM50 220V219H49ZM53 220V219H52ZM55 220V219H54ZM70 220V219H69ZM85 220V219H84ZM100 220V219H99ZM112 220V219H111ZM118 220V219H117ZM150 220V219H149ZM157 220V219H156ZM183 220V219H182ZM200 220V219H199ZM220 220V219H219ZM222 220V219H221ZM11 221V218H10V220L8 221V222H10ZM35 221V220H34ZM40 221V220H39ZM48 220H46V222H47ZM77 221V220H76ZM78 221H80V220H78ZM91 221H93V220H91ZM127 221H123V222H127ZM132 221V220H131ZM138 221V220H137ZM143 221V220H142ZM141 221V222H142ZM190 221H191V218H190ZM226 221V220H225ZM234 221V220H233ZM1 222V221H0ZM4 222V221H3ZM67 222V221H66ZM89 222V221H88ZM100 222V221H99ZM114 223L116 222L115 220L113 221ZM130 222V221H129ZM141 222H140V224H141ZM159 222V221H158ZM189 222V221H188ZM195 222H198L199 223V221H195ZM204 222V221H203ZM223 222V221H222ZM252 222V221H251ZM257 222V221H256ZM4 223H6V222H4ZM11 223V222H10ZM18 223H19V221H18ZM83 223H84V221H83ZM82 223V225H84ZM106 223V222H105ZM114 223H113V226H114ZM137 223V222H136ZM157 223V222H156ZM205 223V222H204ZM208 223H210V222H208ZM234 223V222H233ZM14 224V223H13ZM37 224V223H36ZM55 224V223H54ZM57 224V223H56ZM72 224H73V222H72ZM81 224V223H80ZM93 224V223H92ZM98 224V223H97ZM101 224V223H100ZM107 224V223H106ZM110 224V223H109ZM117 224V223H116ZM115 224V225H116ZM134 224H135V222H134ZM133 224V225H134ZM152 224V223H151ZM165 224V223H164ZM193 224V223H192ZM201 224V223H200ZM220 224V223H219ZM227 224V223H226ZM239 224H241V223H239ZM238 224V225H239ZM246 224V223H245ZM258 224V223H257ZM257 224H256V226H257ZM2 225H3V223H0V264H15L16 262L18 263V258H20L19 256L20 255H18V252L19 253H21L22 254V252H20V251H17V246H16V243L14 242V240H13V238L11 237L12 235V233H10L6 228L4 229L3 227H2ZM12 225V224H11ZM48 225V224H47ZM59 225V224H58ZM77 225V224H76ZM108 225V224H107ZM110 225H112V224H110ZM121 225V224H120ZM128 225H132V224H128ZM132 225V226H133ZM136 225V224H135ZM134 225V226H135ZM138 225V224H137ZM233 225H235V223L233 224ZM6 226V225H5ZM23 226V225H22ZM38 226H39V224H38ZM41 226V225H40ZM64 226V225H63ZM72 226V225H71ZM79 226V225H78ZM93 226V225H92ZM100 226H102V225H100ZM113 226H111L112 228H113ZM122 226H124V225H122ZM139 226H142V225H139ZM138 226V227H139ZM263 226V225H262ZM7 227V226H6ZM44 227H45V224H44ZM53 227V226H52ZM62 227V226H61ZM67 227V226H66ZM73 227V226H72ZM80 227V226H79ZM90 227V226H89ZM96 227H98V226H96ZM114 227H116V226H114ZM119 227V226H118ZM129 227V226H128ZM226 227V226H225ZM224 227V228H225ZM231 227V226H230ZM260 227V226H259ZM264 227V226H263ZM14 228V227H13ZM23 228V227H22ZM30 228V227H29ZM47 228V227H46ZM54 228V227H53ZM78 228V227H77ZM93 228V227H92ZM99 228V227H98ZM105 228V227H104ZM108 228V227H107ZM125 228V227H124ZM123 228V229H124ZM137 228V227H136ZM135 228V229H136ZM141 228H143V226L141 227ZM147 228V227H146ZM152 228V227H151ZM201 228V227H200ZM216 228V227H215ZM249 228V227H248ZM255 228V227H254ZM258 228V227H257ZM257 228L255 229V230H257ZM11 229V228H10ZM25 229V228H24ZM51 228H49L48 230H50ZM63 229V228H62ZM67 229V228H66ZM75 229V228H74ZM106 229V228H105ZM120 229V228H119ZM128 229V228H127ZM131 229V228H130ZM132 229H133V227H132ZM139 229V228H138ZM150 229V228H149ZM191 229V228H190ZM192 229H194V228H192ZM214 229V228H213ZM253 229V228H252ZM23 230V229H22ZM47 230V229H46ZM56 230V229H55ZM79 230V229H78ZM86 230H87V228H86ZM98 230V229H97ZM103 230V229H102ZM125 230V229H124ZM144 230V229H143ZM194 230H196V229H194ZM221 230V229H220ZM251 230V229H250ZM258 230H259V228H258ZM17 231H19V230H17ZM24 231H28V230H24ZM52 231H54V230H52ZM57 231H59V230H57ZM57 231H55V232H57ZM67 231V230H66ZM80 231H82L81 229H80ZM117 231V230H116ZM119 231V230H118ZM129 231V230H128ZM136 231H137V229H136ZM139 231V230H138ZM145 231H146V229H145ZM38 232H40V231H38ZM44 232V231H43ZM48 232V231H47ZM75 232V231H74ZM93 232H95V231H93ZM100 232L102 233V231L100 230ZM104 232H105V230H104ZM103 232V233H104ZM127 232V231H126ZM135 232V231H134ZM133 232V233H134ZM194 232V231H193ZM217 232V231H216ZM252 232V231H251ZM250 232V233H251ZM259 232V231H258ZM263 232V231H262ZM34 233H37V231L36 232H34ZM52 233V232H51ZM50 233V234H51ZM65 233V232H64ZM76 233V232H75ZM98 233V232H97ZM106 233V232H105ZM115 233V232H114ZM136 233V232H135ZM218 233V232H217ZM247 233H249V232H247ZM257 233V232H256ZM20 234V233H19ZM22 234V233H21ZM20 234V236H22V235H25V234H22L21 235ZM33 234V233H32ZM32 234H26V236H25V238H26V240H24V241H26L27 242V244L23 247V248H25V251L27 252V264H73V262L72 261H70V260H68L70 257H73V258H75L76 260H81L82 258L80 257V252H78L79 250H77L76 248H75V245H73V243L65 236V235H63L62 233H57V234H51V236H52V238L54 237L55 238V240L54 241H56V242H54L53 240H50V241H46L47 243H41V242H39V240L37 241V239H35L34 238V234L32 235ZM38 234V233H37ZM40 234V233H39ZM44 234V233H43ZM47 234V233H46ZM84 234H86L85 232H84ZM116 234V233H115ZM119 235H121L122 236V234L121 233H118ZM118 234H116V235H118ZM144 234V233H143ZM146 234V233H145ZM150 233H148V235H149ZM152 234H153V232H152ZM192 234V233H191ZM194 234V233H193ZM202 234V233H201ZM216 234V233H215ZM45 235V234H44ZM48 235H49V233H48ZM70 235H71V233H70ZM70 235H68V236H70ZM83 235V234H82ZM97 235V234H96ZM103 235V234H102ZM108 235V234H107ZM130 235V234H129ZM128 235V236H129ZM132 235V234H131ZM139 235V234H138ZM137 235V236H138ZM189 235V234H188ZM218 235V234H217ZM221 235V234H220ZM259 235V234H258ZM19 236V237H20ZM72 236V235H71ZM104 236V235H103ZM124 236H126V235H124ZM136 236V235H135ZM140 236V235H139ZM146 236H147V234H146ZM159 236V235H158ZM190 236V235H189ZM37 237V236H36ZM46 238H47V236H45ZM44 237V238H45ZM73 237V236H72ZM78 237V236H77ZM99 237V236H98ZM106 237V236H105ZM110 237V236H109ZM116 237H118V236H116ZM120 237V236H119ZM133 237V235L130 237V238H132ZM143 237H145V235L143 236ZM148 237V236H147ZM150 237H151V235H150ZM149 237V239H151ZM261 237V236H260ZM38 238V237H37ZM42 238V237H41ZM76 238V237H75ZM122 238H124V237H122ZM129 238V239H130ZM17 239V238H16ZM19 239V238H18ZM77 239V238H76ZM80 239H82V238H80ZM137 239V238H136ZM148 239V238H147ZM212 239V238H211ZM261 239V238H260ZM22 240V239H21ZM42 240V239H41ZM44 240V239H43ZM138 240H139V238H138ZM214 240V239H213ZM218 240V239H217ZM252 240V239H251ZM73 241V240H72ZM81 241V240H80ZM83 241V240H82ZM111 241V240H110ZM113 241H115L114 240V238H113ZM121 241V240H120ZM132 241V240H131ZM141 241V240H140ZM158 241V240H157ZM221 241V240H220ZM255 241V240H254ZM22 242V241H21ZM90 242V241H89ZM93 242V241H92ZM91 242V243H92ZM122 242V241H121ZM126 242V241H125ZM138 242V241H137ZM150 242H152V241H150ZM154 242V241H153ZM216 242V241H215ZM251 242V241H250ZM262 242V241H261ZM22 243H24V242H22ZM75 243V242H74ZM78 243H81V242H78ZM95 243V242H94ZM98 243V242H97ZM108 243V242H107ZM113 243V242H112ZM132 243V242H131ZM136 243V242H135ZM160 243V242H159ZM212 243V242H211ZM222 243V242H221ZM252 243V242H251ZM258 243V242H257ZM20 244V243H19ZM82 244V243H81ZM85 244V243H84ZM116 244H118V243H116ZM137 245H138V243H136ZM157 244V243H156ZM217 243H215V245H216ZM21 245V244H20ZM43 246V248L42 249H45V250H47V251H49V252H51V253H59L62 257H58L57 259H55V258H51L49 255H51V254H49V255H46L47 253H44V252H42L41 250H39L38 248H37V246L38 247H42ZM87 245H88V243H87ZM89 246H92L91 244L89 245ZM89 246H87V247H89ZM94 246V245H93ZM99 245H97V247H98ZM107 246V245H106ZM111 246V245H110ZM143 246V245H142ZM157 246V245H156ZM224 246V245H223ZM79 247V246H78ZM77 247V248H78ZM104 247H105V244H104ZM103 247V248H104ZM108 247V246H107ZM107 247H105L106 249H107ZM113 247H115V245L113 246ZM118 247H120V246H118ZM144 247V246H143ZM161 247V246H160ZM225 247H226V245H225ZM92 248V247H91ZM129 248V247H128ZM131 248H133V247H131ZM145 248V247H144ZM216 248V247H215ZM264 248V247H263ZM86 249V248H85ZM84 249V250H85ZM90 249V248H89ZM99 249V248H98ZM120 249H123V246L122 247H120ZM160 249V248H159ZM262 249V248H261ZM19 250V249H18ZM93 250H96V249H94L93 248ZM110 253H109V258H108V264H120V263H118L119 261H117L116 260V262H115V256H114V254H115V252H112V251H114L113 250V248L112 247H110ZM140 250V249H139ZM146 250H148V249H146ZM225 250V249H224ZM245 250V249H244ZM263 250V249H262ZM23 251V250H22ZM92 251V250H91ZM100 251V250H99ZM106 251V250H105ZM105 251H103V252H105ZM121 251H123V250H121ZM120 251V252H121ZM128 251H129V249H128ZM132 251H133V249H132ZM137 251V250H136ZM140 251H142V250H140ZM149 251V250H148ZM153 251V250H152ZM162 250L160 249V252H161ZM222 251V250H221ZM82 252V251H81ZM108 252V251H107ZM134 252V251H133ZM154 252V251H153ZM164 252H165V250H164ZM163 252V253H164ZM212 252H213V250H212ZM212 252H211V254H212ZM259 252H261V251H259ZM263 253H264V250L262 251ZM88 253V252H87ZM97 253H98V251H97ZM117 253V252H116ZM131 252H129V254H130ZM136 253V252H135ZM134 253V254H135ZM155 253V252H154ZM159 253V252H158ZM163 253H162V257H163ZM24 254H25V252H24ZM23 254V255H24ZM53 254V255H54ZM94 254V253H93ZM96 254V253H95ZM100 254H101V252H100ZM99 254V255H100ZM105 254V253H104ZM107 254V253H106ZM105 254V255H106ZM118 254V256L120 255V253L118 252L117 253ZM142 254V253H141ZM146 254V253H145ZM247 254V253H246ZM262 254V253H261ZM58 255V254H57ZM87 255V254H86ZM103 255V254H102ZM102 255H101V257H102ZM116 255V254H115ZM123 255V254H122ZM121 255V256H122ZM127 255V254H126ZM144 255V254H143ZM149 255V254H148ZM147 255V256H148ZM151 255V254H150ZM155 255V254H154ZM165 255H166V252H165ZM82 256H84V255H82ZM97 256V255H96ZM104 256V255H103ZM120 256V257H121ZM125 256V255H124ZM140 256V255H139ZM142 256V255H141ZM140 256V257H141ZM145 256V255H144ZM161 256V255H160ZM168 256V255H167ZM167 256H164V257H167ZM212 256V255H211ZM25 257V256H24ZM53 257V256H52ZM84 257H86V256H84ZM92 257V256H91ZM143 257V256H142ZM235 257V256H234ZM263 257V256H262ZM97 258V257H96ZM129 258V257H128ZM128 258H127V256H126V258L125 259H127L128 260ZM138 258V257H137ZM136 258V259H137ZM150 258V257H149ZM154 258H156V257H154ZM158 258H160V257H158ZM168 258V257H167ZM261 258V257H260ZM22 259V258H21ZM20 259V260H21ZM84 259V258H83ZM100 259V258H99ZM98 259V260H99ZM102 259H104V258H102ZM121 259H123V258H121ZM129 259H131V258H129ZM135 259V260H136ZM140 259V258H139ZM138 259V260H139ZM236 259V258H235ZM92 260H94V258L92 259ZM134 260V259H133ZM213 260V259H212ZM219 260H220V258H219ZM74 261V260H73ZM88 261V260H87ZM87 261H85V262H87ZM101 261V260H100ZM144 261V260H143ZM142 261V262H143ZM147 262H149L148 261V259L146 260ZM146 261H145V263H146ZM152 261V260H151ZM153 261H154V259H153ZM157 261V260H156ZM156 261H154V262H156ZM167 261V260H166ZM74 262H76V261H74ZM83 262V261H82ZM84 262V263H85ZM99 262V261H98ZM104 262V261H103ZM106 262V261H105ZM128 262V261H127ZM133 262V261H132ZM160 262V261H159ZM163 262V261H162ZM217 262V261H216ZM83 263V264H84ZM91 263V262H90ZM102 263V262H101ZM129 263H130V260H129ZM134 263V262H133ZM144 263V262H143ZM150 263V262H149ZM214 263H215V261H214ZM219 263V262H218ZM86 264V263H85ZM92 264H94V263H92ZM105 264V263H104ZM132 264V263H131ZM136 264V263H135ZM151 264H152V262H151ZM156 264V263H155ZM161 264V263H160ZM216 264V263H215ZM221 264V263H220Z\"/></svg>",
	"mask_w": 264,
	"mask_h": 264
}]
</instances>
